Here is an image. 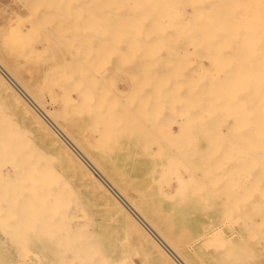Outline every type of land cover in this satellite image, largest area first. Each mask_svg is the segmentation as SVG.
<instances>
[{
  "label": "bare ground",
  "instance_id": "bare-ground-1",
  "mask_svg": "<svg viewBox=\"0 0 264 264\" xmlns=\"http://www.w3.org/2000/svg\"><path fill=\"white\" fill-rule=\"evenodd\" d=\"M48 1V0H47ZM53 2V4H51L52 6H54L55 5V7L57 6V4H55V1H57V0H49V5H50V3H52ZM60 1V0H59ZM63 2H67V1H69V0H62ZM71 1L72 0H70V2H68L67 3V6L68 7H75L74 5H72V6H69V5H71L72 3H71ZM75 0H73V2H74ZM87 1V2H86ZM84 0V5H82L83 4V0H82V2L81 1H77V2H79V3H81V5H82V7L84 6V8H85V4L87 3V6H89L88 7V9L87 8H85L86 10H88V11H86L85 12V14L84 13H82V16H84V20L87 18L88 20H90V21H92L91 23H94L95 21H93L92 19H96V17H99V18H97L98 20L100 19V21H101V23H102V20H103V16H104V14L105 13H103V7L104 6H106V5H108V6H110L111 4L114 6H110V10L108 9V8H106V7H104L105 8V10H109L110 12H111V15H114L113 14V12H112V10H113V8H115V10L116 11H118V13H116L115 12V16H112V17H114V18H110V19H112L114 22H116L117 23V27H116V29H115V26H116V23L114 24V22H112V20H108L109 19V17H108V15H110L109 13H108V15L106 14V16L108 17H106L105 16V18H107V19H105L104 18V20H103V22H104V25H106V26H112L111 28H106V30H108V31H106L108 34H110V32H111V35L113 36H111V35H109V37H107L108 36V34L107 35H105V30L103 31L104 32V35H105V37H107V39H109V41L111 42L112 40L113 41H115V44H113V42H111L112 44H108V45H106L107 43L106 42H108V40H106V42L104 41V37H103V35L101 36L100 34V36L102 37H100L99 35H97L96 34V32H99L98 30L101 28L100 26L102 25H98L97 24V26H99L100 28L98 29V27H97V31H94V30H96V29H94V27H95V25H94V27L92 28V24H90V22L86 19L85 21H88V22H85V23H89L88 25H85L84 24V21L81 23V24H83V26L85 27H90V29L92 28V29H94L92 32H95V34L94 33H91L89 30H87L86 31V29H85V33L87 34L88 33V35L91 33V35L93 34L94 36H97V37H99L98 39H97V37H86L87 35H85V33H83V30L82 29H80V32H79V28L78 27H76V28H78L77 29V31H74L73 29H70L71 28V25H73V24H71V25H69V23H70V21H69V23L67 24V25H65L66 26V29L65 30H70V31H65V30H63V28H60V27H57V29L56 28H54V27H52V30H51V34H52V36H53V34H54V37H55V39H56V36L57 37H59V36H63V38H61V39H63V41H66L68 44L70 43V42H68V39L69 40H71V44L70 45H66V47H69V48H66L67 50H69V49H71V51H67L68 53H69V55L70 54H72V53H74V56H75V54H76V51H77V53L79 54V56H81L82 54H83V52H84V54L82 55L83 56V59H81V63L82 62H84L85 60V63H84V65L83 64H81L80 63V58H82V56L79 58V60L77 61L76 59H75V57H77L78 56V54L74 57L73 56V54L72 55H70V56H72V57H74L73 59H72V57H71V61L73 60H75L74 61V63L75 64H77V68H78V72L76 71V74H78V76L80 77V76H82V74L84 75V73H86V72H90V69H85V68H87V67H89V68H91V71H94L93 70V68H92V66H89V63H91V59L95 56L96 57V60L97 61H99V59H100V61L101 62H103L104 60H106V62H105V64H104V62L102 63V64H104V65H101L100 64V62L98 63V64H100V68H99V70L101 71V68H104V67H106L107 66V64H108V62H107V59H104V54L103 53H106V56L107 57H105V58H108V56L110 57V55H108V54H111L109 51L111 50H109V51H107L106 49L107 48H110V46H114V45H117V46H114V47H116V51L114 50V52H116L115 54H116V61H115V65H113V64H109L110 66H108L107 68H108V70L109 69H111L113 66V69H114V72H113V70H112V72L115 74L114 76H116V79H117V81H118V83L116 84V87H115V93H116V99H115V96H114V98L113 97H110V98H113V99H115V100H113V101H116V102H114L115 103V106H113V107H115L113 110L115 111H111V113H113L114 112V114H111V113H109V114H111V116L112 115H114V117L112 118L113 120H111L110 118V115H108V112H107V115L110 117L109 119H110V123H114L115 125H116V127H115V129L116 130H118L119 132H120V130H119V128L117 127L118 125L119 126H121L120 128L121 129H125L124 131L126 132H124L125 133V136L123 135V137H126L127 135L126 134H128L129 132H128V130L130 131H132L133 133H136L137 131L139 132V131H141V132H139V135L142 133V132H145V133H143V137L145 136V135H147V138H148V135H149V139H151V134H153L155 131L156 132H159L160 131V129H161V131L160 132H164L163 134H165L167 131H168V127L171 125V123H170V125L168 124V127H167V124H164V122L166 123L167 121L165 120V121H163L164 119L162 118V117H164V116H166L167 114H170V115H178V116H176V117H178V118H176L175 116H174V118L172 117H170L171 118V121H173L172 119H176L175 121H174V123H172V125H176L178 128V130L177 131H174V129H172V128H170L169 129V131H168V133L165 135V136H161V134H160V132L158 133L159 134V136H158V138H160V139H163V140H165L166 139V141H169V139L171 140L170 142H163L164 144H166V145H168V143H170V145L172 144V142H174L175 144H178L179 146H177V147H175L174 145H173V148L171 147L170 149H168V151L169 150H172L171 152L172 153H174V154H177V157H175V158H177V159H180V158H182L181 156L183 155L184 157L186 156V155H188V156H186V158H185V160L188 158V157H190L192 154L191 153H193V154H195L198 150H197V148L196 147H193L192 145H194V143H192L190 140L192 139V140H194L195 138H193V135L194 134H199V133H201L202 132V128H205L206 126L208 127V126H211L210 127V129H209V127L208 128H206V130H207V132L206 131H204L203 130V132H204V135L202 136V137H206L207 136V140L209 141V142H207V144L209 145V147L207 146V150L208 149H210L211 148V150H209L210 152H213V150H214V154L216 155L217 154V156L219 157L220 155L222 156H220L219 158H217L216 156H214V154L213 155H210V154H212V153H209L206 157H208V160H210V162L212 161L211 159L214 157V159L215 158H217V159H219V160H222V158H223V161L221 162V164L223 163H225L226 164V161H228L227 163L228 164H226L227 166H225L226 167V169H229V171H231L230 172V174L232 175H229V171H227L226 172V170H224L225 171V175L223 176V174L221 173V172H219L220 170L222 171V168H223V164L222 165H220V161L218 160V161H215V160H213L214 162H215V164H214V162H213V164H210V165H213L212 167H209L207 164H205L206 166H204L205 167V173H203V174H206L207 176L208 175H210V176H208V177H210V179L208 178L207 180H208V182L211 184L209 187H211L212 188V191H213V189L215 190V191H213V193L215 194V195H217V197L218 196H222L223 197V195H224V200L223 199H221L222 200V202L224 203V204H229V205H232L233 206V204L235 205L234 206V208L233 207H231V208H233L234 210H233V212L236 210V212L239 210V209H236V208H238V207H240V206H242L243 205V203H242V205L241 204H239V202L238 201H240V200H242V199H244V198H242L243 197V194H242V192H244V195L245 194H247V195H245V197L247 198V196H248V198H254V196L256 197L257 195H256V193H255V190H257V191H260V189H257L256 187H258V188H260L261 187V189H262V187L264 188V65L262 64V66H260V64H258L259 62H264V60H262V59H264L263 57H264V38L260 41L261 43V46H254L253 47V45L255 44V42H254V40L256 39H254V36H259V34H257V32H255V31H258V30H256V27H251V29L253 28L254 29V32H252L251 31V34H250V32H247L245 29H247V28H245L244 29V27H243V29L245 30V31H242V30H240L239 29V26H241V23H240V25L239 24H237V22H236V18L234 17V16H236V11L238 10V6L239 5H241L242 4V1H241V3L240 4H238V5H236L235 6V4H233V3H231V2H229L230 4H232L231 6H232V8H233V5L235 6V7H237V8H235L236 9V11H234L235 13H234V16L232 17V15L231 14H233V12H228L227 11V8L230 6H228V4L226 3V5H227V8H224L226 11H225V13L227 14L228 13V15H229V13H230V15H229V19H225V18H223L222 20H224L225 22H223V24L221 23L222 22V20H220L221 22H220V24H221V26L223 27H221V26H217V24L219 25V22H217V20H219L218 18H220L221 19V17L220 16H222V15H220V14H216V13H214L216 16H214V14L213 13H211L212 11L210 10H208V9H210V8H208L207 6H205V4H203L204 6L203 7H201L200 6V1L201 0H199V3H198V5L197 6H195V5H193V4H188V3H185V2H192V0H122V2H121V0ZM95 1H97V2H101V4H98L97 5V3L96 4H94V3H92V2H95ZM116 1V2H115ZM120 3H119V2ZM196 2L195 3H197V0H195ZM204 0H202V2H203ZM206 1V0H205ZM217 1V0H216ZM219 1V0H218ZM225 1V0H224ZM231 1V0H230ZM245 1V0H244ZM257 1V4H259V5H261V4H264V1H261V0H259V2H258V0H250L249 2H252V4L249 6L248 5V2L246 1L245 3H243L242 5L243 6H245L246 8V10L247 11H249V7H251V9H250V11H254V8H255V2ZM28 1L26 0V4L27 5H30V4H28L27 3ZM30 2V1H29ZM89 2V3H88ZM105 2H106V5H104L105 4ZM108 2L110 3V4H108ZM118 2V3H117ZM207 2V1H206ZM210 2V1H209ZM234 2V1H233ZM238 3H239V1H237ZM34 2H31V4H33ZM62 3V2H61ZM94 4V6H92L91 5V7L92 8H96L95 9V13H94V11H92L93 12V14H92V12L90 11V10H93L91 7H90V4ZM117 3V4H116ZM121 3H123L124 5H122ZM128 3V5L129 4H131V5H126ZM216 3V2H215ZM214 3V4H215ZM235 3V2H234ZM24 4V3H23ZM39 4V3H38ZM60 4V3H59ZM69 4V5H68ZM76 4V3H75ZM89 4V5H88ZM114 4H116V5H114ZM119 4V5H118ZM183 4H184V7H185V12H186V14L188 15V17H189V19H186L185 18V20H184V23H182V20H181V24H180V28L182 27V31H181V33L184 31V27L185 26H187V25H189L190 27V29L188 28V27H186V28H188L189 30V36L187 37V38H190V36L192 37V35H201L202 34V37H203V33H204V36L208 33V31H209V29H207V25H205L206 27H203L202 28V26L204 25V22H203V19L201 18V16L205 13V15L206 16H209L210 14L208 13V15L206 14L207 13V10L211 13V15L213 14V18H214V21L211 23V25H212V27L211 28H213V27H218V29L221 27L222 28V30L224 29L226 32H227V35H229L228 37H232L233 38V36L235 37L233 40H235L236 39V42L235 41H233L232 39H230V38H228L227 39V43H225V44H223L222 46H225V45H227V46H225L224 48L225 49H223V50H220V49H222V48H220L219 50L218 49H215V48H219V47H221L220 46V43H219V46H217L215 43H214V40H216V38L213 40H211L210 41V43L212 42L213 44H215L216 46L214 47V46H210V47H208V46H198L197 44H199V42H198V40H197V43H196V45L197 46H195L194 45V42L193 41H195V40H191L190 39V41H191V44L189 43V45L188 46H190V49H192L193 50V53H191L190 51H188V54H189V56H188V54H186L187 55V58H188V60H187V58L186 59H184L183 57V59L181 60L180 59V57L179 58H177L176 59V62H177V64L174 62V60H175V58L173 59V57H171V58H169L168 59V56L166 55V54H164V56L166 57V60H165V57L163 56V57H159V54L161 53V52H158V51H156V50H159V51H161V50H168L167 52H169L171 55L173 54L174 55V53L172 52V50L175 52V51H186V50H188V49H186L188 46H186L185 47V45H183V46H180V47H177V48H173V47H171L172 45L171 44H169L170 43V35H168L169 36V41L167 40L166 42H169L168 43V46L169 45H171L170 47H165V43L166 42H164L163 41V44H161L162 45V48H160L161 47V45H159L158 47V49L156 48V46H155V44H154V42L152 41V40H150V39H153V38H151L152 36L154 37L156 34V32H158V31H156V32H154L153 34H152V32L154 31V29L155 30H157V29H159V32H161V30H160V28H165L166 29V27L168 28V29H170V27H168L167 25H166V27H164L163 25H159L158 27L156 26V25H153V22H152V24L151 23H149V25H153L154 27L156 26L157 28H154L153 26H146V24H148L147 23V21H144V19H146V20H148L150 17L153 19L154 17H153V13H155V12H157V14L156 15H158V16H156V17H159L158 19H157V25H158V23L160 22V23H162V21H160V19H162V18H160V16H161V14H160V16H159V12L160 13H163L164 12V10H168V9H174L175 8V10H176V7H179V6H183ZM186 4V5H185ZM202 4V3H201ZM246 4V5H245ZM254 4V5H253ZM25 5V4H24ZM26 5V6H27ZM51 5L48 7V8H50L48 11H50V13H52V15H55V12L53 13V11H55V7H53L54 9H53V11H52V7H51ZM100 6L99 8L101 9V7H102V10H98V12H102V14H103V16H102V14H101V12L100 13H98V14H100L99 16H95V14L97 13L96 11H97V6ZM117 5H118V7H117ZM127 7H126V6ZM187 5H191L190 7V10L189 9H186L187 7H189V6H187ZM207 5V4H206ZM223 5H225L224 3H223ZM25 6V7H26ZM30 6H32V5H30ZM48 6V5H47ZM65 6V5H64ZM67 6H65V8L67 7ZM123 6H125L126 7V9L128 10L129 9V11L126 13V9L123 7ZM220 6V3H219V5L217 6V7H219ZM34 7H35V5H34ZM34 7H32L31 9H33ZM38 7V6H37ZM58 7H60L59 9H64L63 8V5H58L57 7H56V11H57V8ZM67 7V8H68ZM139 9H138V8ZM144 7H146V8H144ZM184 7H183V9H184ZM208 9H207V8ZM216 7V6H215ZM222 7V6H221ZM257 7V6H256ZM47 8V7H46ZM47 8V9H48ZM66 8V12H68L67 10H69V8L67 9ZM70 8V9H71ZM84 8H83V10H84ZM118 8H120V9H118ZM137 8V10H135ZM229 8H231V7H229ZM241 8V9H240ZM242 8H244V7H242V6H239V11L240 10H242ZM253 8V9H252ZM259 8H260V6H259ZM42 9V8H41ZM61 9V10H62ZM122 9V10H121ZM154 11H153V10ZM37 10H38V8H37ZM44 10V9H43ZM65 10V9H64ZM64 10H62L63 12H64ZM76 10H77V12H81V11H83L82 9L80 10H78V8H76ZM121 10V11H120ZM124 10H126L125 12H124ZM222 11V9L220 8V10L219 9H215V8H213V11ZM31 11V10H30ZM61 11V12H62ZM90 11V12H89ZM109 11H106V12H109ZM177 11H178V8H177ZM246 11V12H247ZM262 11V12H261ZM264 8H263V10H258V12H261L262 13V18H264ZM40 12V11H39ZM58 12H60V11H58ZM75 10H74V13H77ZM80 12H79V15H76V16H80L81 14H80ZM89 12V13H88ZM120 12V13H119ZM124 12V13H123ZM133 12V13H132ZM149 12V16H148V14H145V13H148ZM166 12V11H165ZM171 12V10L169 11L168 10V13H170ZM224 12V11H223ZM246 12H244V10H243V13L245 14V16L247 15H249V17L251 16L252 17V15H250L249 13L247 14ZM31 13H33V12H31ZM49 13V12H48ZM47 13V14H48ZM49 13V14H50ZM57 13V12H56ZM65 13V12H64ZM68 13H70V12H68ZM68 13L67 14H64L63 15V13H58V15H60L61 16V14H62V16H67V17H69V15H68ZM73 13V12H72ZM86 13H88V14H92L91 16H90V18L88 17V15L86 16ZM177 13H179V12H177ZM177 13H176V15H177ZM181 13H184V12H181ZM219 13H221V14H224V13H222V12H219ZM41 14V13H40ZM46 14V13H45ZM84 14V15H83ZM98 14H96V15H98ZM123 14L125 15L124 17H123ZM132 15V17L130 18V16ZM144 14V15H143ZM151 14V15H150ZM166 13H164V15H165ZM256 14V13H255ZM255 14H253V15H255ZM259 14V13H258ZM258 14H256L255 16H257ZM37 15V14H36ZM39 15V14H38ZM52 15L50 16V15H48V17H52ZM70 15H71V13H70ZM138 15H139V17L142 15V17H140L139 19H141V21L138 19ZM163 15V14H162ZM174 15V14H173ZM173 15H172V17H173ZM205 15H204V17H205ZM210 15V16H211ZM220 15V16H219ZM239 15H240V18H239ZM92 16H93V18H92ZM95 16V17H94ZM122 16V17H121ZM155 16V15H154ZM167 16V15H166ZM169 17H171V15H168ZM179 16H182V15H179ZM209 16V17H210ZM224 16H225V14H224ZM224 16H222V17H224ZM241 14H239L238 13V18L239 19H241ZM244 16V15H243ZM244 16V17H245ZM254 16V17H255ZM34 17H36V16H34ZM42 17V16H41ZM54 17L55 16H53L52 17V19H54ZM56 17H57V15H56ZM70 17H72V16H70ZM145 17H147V18H145ZM163 17V16H162ZM171 17V18H172ZM184 17V16H183ZM182 17V18H183ZM203 17V16H202ZM209 17H205V19H206V22L208 21H211V19H209V20H207ZM215 17H216V19H215ZM237 17V16H236ZM243 17V21H241V20H237L238 21V23L241 21V22H244V18ZM19 18V17H18ZM40 18V17H39ZM50 18H49V21L48 22H50L51 23V20H50ZM57 18H60V17H57ZM56 18V19H57ZM151 18L149 19L150 21H151ZM176 18V17H175ZM174 18V19H175ZM180 18V17H179ZM182 18H180V19H182ZM211 18V17H210ZM212 18V19H213ZM28 19H30V18H28ZM34 19V18H33ZM36 19H37V17H36ZM61 19V18H60ZM76 19V18H75ZM78 19V18H77ZM96 19V20H97ZM116 21H115V20ZM122 19H124L125 20V22L127 23V21L128 20H130L131 21V24H130V22H128L127 24L129 25H131L133 28H132V30H130L129 29V26L124 22V20H122ZM167 19H169L168 17H167ZM180 19H179V21H180ZM260 18H258V20H259ZM65 20V19H64ZM67 20V19H66ZM97 20V22L99 23V21ZM105 20H108L109 22H110V24L111 25H109V23H105L106 21ZM154 21L156 20V19H153ZM163 21H164V18L162 19ZM172 20H173V18H172ZM176 20H177V18H176ZM228 20H231V21H229V22H231V24L228 22ZM247 20H250V18H247ZM246 20V23H248V21ZM252 20V19H251ZM39 21V20H38ZM53 21H55V20H53ZM52 21V23H54ZM82 21V20H81ZM107 21V22H108ZM132 21H134V22H132ZM143 21V22H142ZM169 21V20H168ZM168 21H167V24L169 25V23H168ZM171 21V20H170ZM254 21H257V20H255L254 19ZM26 22V21H25ZM43 22V21H42ZM47 22V21H46ZM73 22H75V20L73 21ZM97 22H95V23H97ZM121 22H123V23H125L126 25H127V27H122V25H123V23H122V25H121ZM136 22V23H135ZM139 22V23H138ZM202 22H203V24H202ZM250 22V21H249ZM17 23V22H16ZM27 23V22H26ZM60 23H62L63 24V22H61L60 21ZM75 23H77V24H79L78 23V21L77 22H75ZM112 23L114 24V25H112ZM132 23H134L135 24V26H134V24L132 25ZM165 23V22H164ZM257 22H255V24H256ZM43 24V23H42ZM46 24V23H45ZM48 24V23H47ZM66 24V23H65ZM81 24H79V27H80V25ZM139 24V26H137ZM145 24V25H144ZM163 24V23H162ZM174 24V23H173ZM173 24H171V26L173 25ZM191 24H195V26L194 27H192L191 28ZM228 24H230V25H228ZM249 24V23H248ZM252 25H253V23H251ZM259 24V25H258ZM258 24H256V25H258V26H260V27H264V19H260V21H259V23ZM32 25V24H31ZM54 25V24H53ZM68 25L70 26V27H68ZM91 25V26H90ZM165 25V24H164ZM182 25V26H181ZM211 25H209V26H211ZM226 25V26H225ZM229 26V28H228V26ZM255 25V26H256ZM18 26V25H17ZM39 26V25H38ZM45 26V25H44ZM47 26V25H46ZM49 26V25H48ZM51 26H52V24H51ZM74 27L75 26H77V25H73ZM82 25H81V28L83 27ZM105 26V27H106ZM123 26H125V25H123ZM170 26V25H169ZM176 26V25H175ZM224 26H225V28H224ZM250 26V25H249ZM11 27V26H10ZM9 27V28H10ZM14 26H12V28H11V30H13L14 28H13ZM23 27V26H22ZM42 27V26H41ZM50 27V26H49ZM88 27V28H89ZM105 27L104 26H102V29L104 28L105 29ZM114 27V28H113ZM173 27V26H172ZM216 27V28H217ZM75 28V29H76ZM96 28V27H95ZM115 30V31H113V29ZM129 30H128V29ZM174 28V27H173ZM209 28V27H208ZM257 28H259V27H257ZM59 29H62V30H59ZM168 29H166V30H168ZM177 29H179V28H177ZM195 29H196V31H195ZM218 29H217V31H218ZM10 30V31H11ZM15 30H17L16 28H15ZM15 30H13L12 31V33L13 32H21L22 33V30H20V31H15ZM49 30V29H48ZM55 30H57L58 32H56ZM101 30V29H100ZM186 31H187V29H185ZM206 30H208V31H206ZM249 30V29H248ZM261 30H263L264 31V29H261ZM38 31V30H37ZM45 31H47V30H45ZM44 31V32H45ZM61 31H62V34H61ZM71 31H74V32H72V36L74 37H72V36H70V33H71ZM81 31H82V33H81ZM162 31L164 32L165 30L164 29H162ZM178 31V30H177ZM186 31H184L183 33H185ZM188 31H187V33H188ZM194 31H195V34H194ZM215 31V29L213 30V29H210V32H214ZM219 31H221V29L219 30ZM4 32V31H3ZM2 32V33H3ZM34 32H35V30H34ZM41 32V31H40ZM53 32V33H52ZM63 32H65L64 34H65V36L66 35H68L69 34V36H64V34H63ZM112 32H114V33H112ZM162 32V33H163ZM192 32H193V34H192ZM216 32V31H215ZM226 32H224V34H223V36L224 35H226ZM229 32H231V33H233V34H230ZM259 32H260V29H259ZM20 33V37H22L24 34H26L27 35V33L26 32H24V34H21ZM37 33V32H36ZM59 33H60V35H59ZM99 33H102V31L101 32H99ZM166 33V32H165ZM179 33V32H178ZM219 33V32H218ZM254 33H256L257 35H254ZM264 33V32H263ZM14 34V33H13ZM16 34V33H15ZM19 34V33H18ZM59 36H58V35ZM78 34V35H77ZM79 34H80V37H79ZM84 34V36L85 37H82V35ZM155 34V35H154ZM180 34V33H179ZM178 34V35H179ZM192 34V35H191ZM216 34V33H215ZM12 35V34H11ZM25 35V36H26ZM36 35V34H35ZM38 35V34H37ZM36 35V36H37ZM92 35V36H93ZM128 35V36H127ZM159 35H161L160 33H159ZM187 35V34H186ZM210 35H211V33H210ZM212 35L214 36V34L212 33ZM226 35V36H227ZM253 35V36H252ZM260 35H263V34H260ZM16 36H17V34H16ZM28 36V35H27ZM32 36V35H31ZM61 36V37H62ZM168 36H167V38H168ZM176 36V35H175ZM184 36V35H183ZM207 36V35H206ZM205 36V37H206ZM216 37H218L219 38V36L218 35H215ZM221 36V35H220ZM6 37V36H5ZM13 37V36H12ZM11 37V40H13L14 38H12ZM15 37V36H14ZM17 37H19V36H17ZM16 37V38H17ZM19 37V38H20ZM39 37V36H38ZM37 37V38H38ZM53 37V38H54ZM70 37V38H69ZM112 37V38H111ZM126 37H128V38H126ZM157 37V36H156ZM160 37V36H159ZM163 37V36H162ZM177 38L178 37H180V36H176ZM262 37H264V35L262 36ZM28 38V37H27ZM36 38V37H35ZM41 38V37H40ZM65 38H67V39H65ZM73 38V39H72ZM83 38H85V40L83 39ZM88 38V39H87ZM94 38V39H93ZM96 38V39H95ZM100 38H101V41H100ZM104 38V39H103ZM114 38H115V40H114ZM165 38V37H164ZM172 38V37H171ZM184 38H185V36H184ZM194 38H197L196 36L194 37ZM200 38V40H201V37H199ZM204 38V37H203ZM208 38V37H207ZM221 38V37H220ZM25 39V38H24ZM31 39H33V36H32V38ZM159 39V38H158ZM161 39V38H160ZM159 39V40H160ZM166 39V38H165ZM176 39V38H175ZM174 39V40H175ZM181 39V38H180ZM186 39V38H185ZM198 39V38H197ZM206 39V38H205ZM222 39H224V37L222 38ZM221 39V40H222ZM253 39V40H252ZM258 39L259 38H257V42H258ZM7 40V39H6ZM5 39H3V41H6ZM10 40V38L8 39V41ZM18 40H20V39H18ZM18 40H16L17 42H18ZM22 40V39H21ZM28 40H30V37L28 38ZM35 40V39H34ZM34 40H30L31 42H30V44L32 43H34L35 41ZM38 41V44H39V42L40 41H47V39L45 40V39H40V41H39V38L37 39ZM56 40H58V38L56 39ZM73 40H74V42L76 43V44H80L79 46L77 45V47H74V48H70V47H72L73 45H76L74 42H73ZM77 42H76V41ZM84 40V43H82V41ZM90 40H91V42L93 41V42H95L96 41V43L97 42H104L102 45H101V43L99 42V43H97V44H93L92 45V47L91 46H89L88 47V44L90 43L91 44V42H90ZM99 40V41H98ZM153 40H155V39H153ZM158 40V41H159ZM162 40H164V39H162ZM172 40V39H171ZM174 40H172L171 42H174ZM187 40V39H186ZM218 40V39H217ZM7 41V42H8ZM14 41V40H13ZM24 41V40H23ZM23 41L22 42H20L21 44L23 43ZM33 41V42H32ZM59 42L60 41H62V40H58ZM62 41V42H63ZM81 41V43H79ZM176 41H178L177 39H176ZM188 41V40H187ZM250 41H252L254 44H252V47L250 46V44L251 43H249ZM1 42V41H0ZM15 42V41H14ZM14 42H12V43H14ZM25 42V41H24ZM26 42L27 43H29V41H27V39H26ZM36 42V43H37ZM44 42V43H45ZM57 42V41H56ZM151 42H153V44H154V46H153V44L151 43ZM156 42V41H155ZM161 42V41H160ZM207 42H208V40H207ZM220 42H225V39H224V41L222 40V41H220ZM229 42H232V44H229ZM6 43V42H5ZM9 43V44H8ZM7 44L8 45H10L11 43H10V41L8 42ZM16 43V42H15ZM15 43L13 44V45H15ZM19 43V42H18ZM47 43V42H46ZM61 43V42H60ZM63 43H65V42H63ZM73 43V44H72ZM122 43H123V45H125V46H129L128 48H126L125 47V49H123L124 47L122 46ZM150 43H151V45L152 46H150ZM162 43V42H161ZM205 43V45L206 44H209V42L208 43H206V42H204ZM24 44V43H23ZM31 44V45H32ZM35 44V43H34ZM42 43H40V45H41ZM158 44H160V43H158ZM177 44H179V43H177ZM184 44V43H183ZM249 45V46H246V45ZM5 45V44H4ZM20 45V44H19ZM19 45L17 46V43H16V45H15V47L16 48H18L19 47ZM101 45V46H100ZM108 46L107 48H105V50H106V52H102L103 50H102V46ZM122 47H121V46ZM135 46V48L134 47H132V49H131V46ZM145 45V46H144ZM157 45V44H156ZM164 45V46H163ZM180 45V44H179ZM186 45H187V43H186ZM201 45V44H200ZM229 45H230V47H229ZM233 47H232V46ZM257 45V44H256ZM259 45V44H258ZM7 46V45H6ZM21 46V45H20ZM24 46V45H23ZM26 46H29V45H27L26 44ZM33 46V45H32ZM35 46V45H34ZM81 46L82 47H84V49L83 48H81ZM85 46H87V48H85ZM95 46V47H94ZM100 46V47H99ZM112 46V47H113ZM137 46H138V48H139V46H144L143 48L142 47H140V50L137 52V50H135V49H138L137 48ZM11 45L9 46V50L10 51H13L11 48ZM15 47H14V49H15ZM30 47V46H29ZM94 47V48H93ZM214 48L215 50H213L212 48ZM228 47V48H227ZM23 48H25V47H23ZM31 48V49H30ZM30 48H28V49H30V50H32V47H30ZM42 48V47H41ZM48 48V47H47ZM75 48H76V50H75ZM91 48H92V50H91ZM96 48H98V49H96ZM100 48H101V50H100ZM171 48V49H170ZM204 48V49H203ZM205 48H206V50H205ZM207 48H208V50H207ZM227 48V49H226ZM73 49V50H72ZM86 49H88V50H86ZM94 49V50H93ZM96 49V50H95ZM127 49V50H126ZM197 49H199V51H201V50H203V52H201V55H200V53H196L197 52ZM209 49L210 50H212V51H210L209 52ZM6 50V49H5ZM26 50H27V48H26ZM30 50H27V52H28V55H27V57H31V55L32 54H30V53H32L33 52V54H36L35 53V51H39V50H35V51H30ZM78 50H80V51H78ZM81 50H83V51H81ZM85 50L88 52H85ZM104 50V51H105ZM124 50H126V52L124 51ZM129 50V51H128ZM170 50V51H169ZM196 50V51H195ZM1 51H2V48H1V46H0V159H3V161H4V159H6L7 158V162L6 163H4V165L2 166V168H1V163H0V233H2V232H5V233H7L8 234V236L10 237V239H7V240H3V238H1L0 237V264H134L133 262H131L130 260V262L128 261V257H129V255L131 254L132 255V253H133V255L135 254H137V253H134V252H132V251H130V249L127 251V252H129V255H127L128 253H126V256H127V258L123 255V253L120 251V249H119V247L116 245V244H114L113 243V239H111V237L110 236H104L102 233H100V232H98V231H96V226H97V222H96V220L94 219V217L91 215V213L89 212V211H87L86 209H84V206L82 205L83 204V200L81 199V195H80V189L81 188H87V189H90V190H95V191H98V192H100V195H101V197L103 198V199H105V202H106V204H108L111 208H113L114 209V215H113V220L116 222V224H118L120 227H122L128 234H130V235H132L138 242H140L141 243V245L145 248V252H146V254L149 256V257H151V259H152V261L151 262H149V263H147V257H146V259H143V260H145L146 262V264H198L197 262H196V260H195V258H194V252H196V248L199 246V245H201V244H204V245H206V246H208V244L207 243H210V242H213V241H215L216 239H218V237L220 238V236H222L223 235V232H221V230H219V228L218 229H214V227H212L211 228V230L209 231V232H207V233H205V234H202V235H200V236H198L197 238H195L194 237V235H195V226H193L189 221H188V217H189V213H188V210H190V207H187L186 205L187 204H189L191 201L190 200H183V199H180L179 198V191L181 190V188L179 189V186H182L184 183V179H182V181H180L181 179H180V177H179V175H181V178H183L182 176V174H177V177L180 179H177V177H176V181H175V183L176 184H178V189H179V191H177V190H175V191H177V193L174 191V192H172V193H170V194H166L165 193V195H163L164 194V192H163V190H161V189H164V186H163V184H161V182H160V180L158 181L157 180V185H158V183H159V185H158V187L160 186H162V188H158V189H160V190H158L159 191V196H163L164 197V199H165V203H167V205H168V209H163V208H161V207H159L158 206V204H159V202H160V200H153V199H150V198H146V197H140V198H136V197H134V194L132 195V193L131 192H133V191H135L134 190V188H133V184L130 182V181H128V177H126L125 175H124V173L119 169V168H117V167H112V166H109L108 164H107V161L105 162V161H103L102 159H100L99 158V156L98 155H100V154H98V152H100V153H102L103 151H102V149L103 150H110V149H108V148H110L112 145L110 144V143H106L105 141L104 142H99L98 140L96 141V139H98V137L100 138V137H102L103 135L102 134H100V135H98V137L97 138H92V137H90L89 139H87L90 135H88L87 137L85 136V135H83V133H82V135H80V129L77 127V123H75V121H74V119H72L71 117H70V115H69V111H70V109L68 110V112H65V110H66V105H64L65 106V110H64V108L62 109V107L60 108V109H62V110H64V111H60V110H57V108H56V106H54V104L53 105H51L50 104V106H53L52 107V109H54V110H52V109H49V105H48V103H46L45 102V98H47V97H45L44 98V96L46 95H44V89L42 88V86L43 85H46V86H48L50 89L49 90H51L52 88H54V86L57 84V83H59V87H61V89H62V83H64V85H65V83L67 84V86L68 87H70V84H72L71 83V81H72V79H77V76L75 77V76H73V77H70L69 76V74H71L72 72H73V74L75 73L74 71H70L69 70V73L66 71H59L60 72V74H57V73H59L58 72V70H60L59 68L57 69V67L55 68V66L53 67V68H55V69H51V72L49 71H47L46 73H54L55 72V75L53 76V74H50V76L47 78V77H45V76H42V77H45V78H47V81H43V84L42 85H39V80H41L42 79V77H41V74L40 73H38V74H35V73H31L30 74V76L28 77V78H26V79H21V77H19L20 75H18L19 74V71H20V63H22V62H20L19 64L17 63V62H15V60H10V58H11V56H10V58H9V60L7 59H4V57L3 56H1ZM7 51H8V49H7ZM7 51H6V53H7ZM29 51H30V53H29ZM90 51L92 52V53H90ZM94 51H96V55H95V53L93 54V52ZM156 51V52H155ZM198 51V52H199ZM219 51L221 52V51H226L225 53H228V51H229V53H228V55H226V57H225V53L223 54L222 53V57L224 56V59H222V57L220 58H218V57H216L217 58V60H216V58L214 57L216 54H218L219 53ZM250 52L251 54H252V52L251 51H253V52H255L258 56H256L257 57V59L259 58V55H263L262 56V58L261 59H259V61H256L257 59H256V57L254 58V56H253V59H256V60H252V62L253 61H255V62H253L254 63V65L255 66H257L256 68H258V70L256 71L255 69V67L251 64V62H249L250 63V66L252 65L255 69L254 70H252V71H250L249 70V68L250 67H248V66H245L244 67V62H248L249 60H248V58H250V56H248L249 55V53L248 52ZM17 52V53H16ZM16 52H14L15 54H16V57H15V55L13 56L15 59L17 58V57H19V56H21V57H24V59H28V58H26L25 56H26V54H27V52L25 53V52H23V53H25L24 55L25 56H23V53L21 52V54L19 55L18 54V51H16ZM80 52V53H79ZM99 52H100V54H99ZM128 52H130V53H128ZM207 52V53H206ZM215 52H216V54H215ZM10 52H8V54H9ZM85 53H87V55L85 54ZM91 55H90V54ZM101 56L102 54V56L100 57H98V54ZM102 53V54H101ZM166 53V52H165ZM187 53V52H186ZM197 54V57L200 55V56H202V53H203V55L205 56V57H207L208 58V60H212V59H214L215 58V60L216 61H214V63H213V61H212V63H211V67H214L215 66V68H216V70L218 69H222V67H224L222 70H220V72H217V73H215L216 71H214V72H210V73H208L209 74V76H211L212 77V79H210V78H208V76H206V74H207V72H209V71H206V74H204L205 75V77L204 76H202V74H200L199 73V71L201 72H203V71H205L204 70V68L203 69H201V68H199L200 67V65L199 66H197L198 64H195L194 62L195 61H192L191 63H190V61L189 60H191V57H190V55H193V56H195L196 57V55H194V54ZM208 53H210V54H208ZM213 55H212V54ZM246 53V54H245ZM7 54V55H8ZM11 54H13V53H11ZM89 54V55H88ZM230 54V55H229ZM232 54V55H231ZM233 54H234V56H233ZM37 55V54H36ZM43 55V54H42ZM84 55H86L87 57L85 58V60H84ZM113 55H114V53H113ZM177 55V57H178V55L179 54H176ZM209 55V56H208ZM212 55V56H211ZM218 55H221V53H219ZM237 55V56H236ZM63 56V55H62ZM88 56H89V60L87 59L88 58ZM90 56H92V57H90ZM160 56H162V54L160 55ZM203 56V57H204ZM240 56V57H239ZM246 56V57H245ZM103 57V58H102ZM111 57H113V58H115V56H111ZM175 57V56H174ZM189 57H190V59H189ZM202 57V58H203ZM209 57H211V59L209 58ZM213 57V58H212ZM227 57L231 60V61H233L232 62V64H231V61H229V63H228V60L229 59H227ZM234 57V58H233ZM248 57V58H247ZM34 58H38V57H35L34 56ZM103 59V61H102V59ZM111 59V62L110 63H113L114 62V59ZM162 58H163V61H162ZM237 58V60H233V59H236ZM238 58L239 59H241V58H243V60L241 59V61L240 60H238ZM244 58L246 59L247 58V60L248 61H246V60H244ZM222 59V60H221ZM251 59V58H250ZM18 60H20V59H18ZM25 60V61H26ZM31 60V59H30ZM88 60V61H87ZM94 61V58L92 59V64H93V66L94 67H96L97 66V64H96V62L97 61ZM160 60V61H159ZM183 60L186 62H188L189 61V64L186 62V64H188V65H185V62H183ZM194 60V59H193ZM227 60V61H226ZM262 60V61H261ZM65 61L66 60H64V63H65ZM77 61V62H76ZM108 61H110V60H108ZM113 61V62H112ZM201 61H202V59H201ZM221 61H223V62H227V64L225 65V64H219L218 62H221ZM235 61H237L239 64H241L242 63V65H240L241 67L243 66L244 67V69H243V67L241 68L242 70H240V68H239V64L237 63V62H235ZM243 61V62H242ZM70 62V61H69ZM158 62H161L162 64L159 66L158 65ZM179 62V63H178ZM222 62V63H223ZM256 62H258V63H256ZM29 63V62H28ZM71 63V62H70ZM70 63H66V65L64 64V65H62L63 66V68L60 66V68H62V69H68V67L71 69L72 67L71 66H73V64H71V65H68V64H70ZM78 63L79 64H81V65H78ZM86 63H88V64H86ZM193 63L195 64V66L193 65ZM235 65H234V64ZM245 63V65H247ZM30 64V63H29ZM40 64V63H39ZM180 64V65H179ZM237 64H238V66H237ZM258 64V65H257ZM26 65V64H25ZM30 65H32L33 66V62L30 64ZM87 65V66H86ZM175 65L177 66L178 65V67L180 66L181 67V69L180 68H177V69H175ZM181 65H184V66H186V67H184V66H181ZM233 65H234V67H233ZM249 65V64H248ZM37 66V65H36ZM43 66V65H42ZM64 66H67L66 68H64ZM82 66V67H81ZM84 66V67H83ZM103 66V67H102ZM112 66V67H111ZM189 66V67H188ZM195 68V71L196 72H198L197 73V75L200 77V79L202 80H200L199 79V77L198 76H196V77H198V79H196V80H198L199 81V83H204V82H207V80H209V82H207V84L206 85H209V83L211 84V87L212 88H214V89H212L211 87H209V86H206V87H209V89L211 90V91H208V90H206V91H208V92H206V93H211V94H209L207 97H209L210 95L212 96L211 98L213 99L212 100V102H211V99L210 98H208L209 99V101L211 102V103H209V101H208V99H207V97L205 96V92H203V95L202 96H204V98L203 97H201V96H198V103H196L197 102V100L195 99L196 97H197V95L195 94V93H198V92H200L201 93V91H197V89L198 90H204L205 91V89H201V88H203V85H199V84H197V86H196V84H195V82L194 81H196L195 79H194V81H191V82H194V83H191V82H186L185 83V81L187 80V81H190V80H192L193 78V75H191L192 74V72L190 73V71L193 69V67ZM197 66V67H196ZM216 66H218L219 68H217ZM220 66H221V68H220ZM259 66H260V68L261 69H259ZM26 67V66H25ZM39 67V66H38ZM109 67H111V68H109ZM157 67V68H156ZM182 67H183V69H182ZM202 67V66H201ZM226 67V68H225ZM239 69H238V68ZM23 68V67H22ZM27 68V67H26ZM25 68V69H26ZM29 68V67H28ZM27 68V69H28ZM96 68H98V67H96ZM107 68H105V69H107ZM161 68V70H159ZM191 68V69H190ZM26 69V70H27ZM31 69H32V67H31ZM30 69V70H31ZM79 69H81L83 72H81V70L79 71ZM105 69H102L103 70V72H104V70ZM187 69V70H186ZM189 69V70H188ZM199 69V71H197ZM210 69H212V68H210ZM29 70V69H28ZM35 70V69H34ZM86 70H88V71H86ZM98 70V71H99ZM175 70V71H174ZM177 70V71H176ZM182 70V71H181ZM224 70V71H223ZM37 71V70H36ZM99 71V72H100ZM107 71V70H106ZM109 71H111V70H109ZM157 71H162L160 74H159V72H157ZM179 71V72H178ZM221 71H223L222 73H221ZM21 72H22V70H21ZM25 72V71H24ZM23 72V73H24ZM61 72L63 73V72H65V73H67L66 74V76H65V73H63L64 75H62L61 74ZM95 72V71H94ZM94 72H92V73H94ZM102 72V71H101ZM25 73H27L28 74V72H25ZM24 73V74H25ZM45 73V72H44ZM45 73V74H46ZM81 73V75H79ZM96 73V72H95ZM108 73V72H107ZM179 73V74H178ZM205 73V72H204ZM72 74V75H73ZM98 74V73H97ZM105 74H106V72H105ZM109 74H110V72H109ZM177 74V75H176ZM214 74H217V75H214ZM26 75V74H25ZM62 75V77H58V76H61ZM71 75V76H72ZM75 75V74H74ZM86 75V74H85ZM91 77L92 76H94L95 74H89ZM99 75V74H98ZM101 75H102V73H101ZM112 75V74H111ZM110 75V76H111ZM190 75H191V78H190ZM220 75H223V77H224V79H223V77H222V79H218V78H216V76H220ZM28 76V75H27ZM46 76H47V74H46ZM55 76H57L56 78H55ZM70 77V79H69V77ZM90 76H88L87 75V77L86 78H89V80L88 79H86V78H84V76H83V78L82 77H80L78 80L79 81H77V82H79V84L80 83H83L84 81H85V79L87 80V83L89 84L90 83V80H91V77ZM104 76V75H103ZM109 75L107 76V74H106V77L108 78V80H105L106 81V83H107V81H108V85L106 86V88H108L109 87V89H111V87L110 86H113V85H110V83H112L110 80H109V77H110ZM251 76V77H250ZM255 76V77H254ZM65 77H66V80L68 79V80H70V82L68 83V82H64V80H65ZM96 76H94V78H95ZM98 78H99V76H97ZM102 77V76H101ZM113 77V76H112ZM215 77V78H214ZM252 77H254V78H252ZM50 78H51V80H50ZM53 78H54V81H52L53 80ZM60 78H62L61 80H59ZM98 78H96V79H93V77H92V81H91V86L93 85V91H96V89L95 88H97L98 86H99V84H100V82H99V80H98ZM142 79V82L140 81V83L138 82V79ZM205 78V79H204ZM49 79V80H48ZM58 79V80H57ZM64 79V80H63ZM74 79V80H75ZM100 79V78H99ZM111 79H113V78H111ZM190 79V80H189ZM46 80V79H45ZM81 80H83V82L81 81ZM96 80H98V82L97 83H95V81ZM101 80V79H100ZM103 80V79H102ZM101 80V81H102ZM115 79H113V82H116V80L114 81ZM55 81H57V83H55ZM59 81H61V83L59 82ZM63 81V82H62ZM81 81V82H80ZM93 81H94V84H98V86H96V85H94L93 84ZM104 81V80H103ZM109 81H110V83H109ZM224 81L226 82V83H224ZM72 82H76V81H72ZM246 84H245V83ZM38 83V84H37ZM45 83V84H44ZM52 83H55V85L54 84H52ZM86 83V82H85ZM160 83V84H159ZM195 84V85H193V87H191L190 86V84ZM220 83L223 85V86H220ZM229 83V84H228ZM238 83V84H237ZM242 84V88L241 89H243V90H240V85ZM245 84V86H244V84ZM250 83H251V85H250ZM49 84V85H48ZM77 84V83H76ZM75 84V85H76ZM79 84H77L78 86H77V88L74 86V83H73V86L72 87H74L75 89H77V90H79L78 89V87L79 88H81L80 86H79ZM102 84V83H101ZM101 84H100V87H101ZM204 84V85H205ZM61 85V86H60ZM87 85V84H86ZM85 85V86H86ZM104 85H106L105 83H104ZM110 85V86H109ZM198 85H199V87H198ZM218 85V86H217ZM225 85V86H224ZM237 85V86H236ZM238 85H239V87H238ZM53 86V87H52ZM58 86L56 85L55 87L58 89ZM84 85H82V87H83ZM84 86V87H85ZM91 86H90V89H91ZM96 86V87H95ZM197 87V88H195V87ZM244 86V87H243ZM64 87V89H65V87H66V85L65 86H63ZM67 87V89H68V91H69V89L70 88H72V87H70V88H68ZM89 87V86H88ZM220 89H222L223 87H226V89H225V91H223L224 90V88L222 89V90H220L219 91V88ZM228 87V88H227ZM46 88V87H45ZM86 88V87H85ZM103 88V87H102ZM105 88V87H104ZM196 90H195V89ZM236 88H238V90H236ZM64 89H62V90H64ZM87 89V88H86ZM100 90H101V88H99ZM192 89H194V91L192 90ZM46 90V89H45ZM47 90H48V88H47ZM56 90V89H55ZM66 90V89H65ZM88 90V89H87ZM87 90H86V94L88 93L89 94V96H90V94H92V90H90V93L89 92H87ZM108 90V89H107ZM191 90H192V92H191ZM236 90V91H235ZM52 91H54V90H52ZM59 91V90H58ZM71 91V90H70ZM74 91V90H73ZM80 92L78 93V99H72L71 98V96H70V98H71V102H73V104L74 105H76V106H78V107H80L79 105H83V106H87L86 105V102L87 101H89L88 100V98H87V96H88V94H87V96H86V94H85V90H79ZM99 91V90H98ZM98 91L95 93H93V94H95V96L97 97V93H98ZM105 91V90H104ZM218 91V92H217ZM227 91V92H226ZM49 93H50V91H48ZM64 92H66V91H64ZM100 92H102V91H100ZM112 92H113V90H112ZM192 94H191V93ZM215 94H214V93ZM217 92V93H216ZM226 92V93H225ZM234 92H236V93H234ZM241 93V92H243V93H241V94H238V96H240V99H238L237 100V93ZM244 92H245V94H244ZM49 93H47V94H49ZM219 93H220V95H219ZM225 93V94H224ZM228 93V94H227ZM69 94V93H68ZM92 94V95H93ZM100 94H103V93H99V95ZM106 94V93H105ZM104 94V95H105ZM192 95V96H190V95ZM213 94H214V96H213ZM223 94V95H222ZM227 94V95H226ZM243 94V95H242ZM63 95V94H62ZM75 95L77 96V94H76V92H75ZM98 95V96H99ZM114 95V94H113ZM188 95H189V97H188ZM193 95H195V97L193 96ZM216 95V96H215ZM234 95H236V99H234L235 97H234ZM51 96V95H50ZM54 96V95H53ZM55 96H57V95H55ZM94 96V95H93ZM94 96V97H95ZM108 96V95H107ZM111 96V95H110ZM52 97V96H51ZM50 97V98H51ZM66 97H68V95H66ZM90 97H92V96H90ZM191 97H193V98H191ZM55 98V97H54ZM53 98V99H54ZM57 98H59V96L57 97ZM70 98H68V100H70ZM74 98V97H73ZM87 98V99H86ZM93 98V97H92ZM91 98V99H92ZM103 98V97H102ZM106 98V97H105ZM110 98H107L110 102H112L111 100H110ZM218 98V99H217ZM239 98V97H238ZM52 99V98H51ZM56 99V98H55ZM60 99V98H59ZM99 99H101V98H99ZM184 99V103H183V100ZM192 99H194V101H195V104L193 105V104H191V100ZM203 99H205V103H206V105L205 106H202V108L204 107H206L205 108V110L206 111H208V113L210 114V110H213L212 111V114H210V115H214L215 114V112H216V117L218 116V110L220 111V108H222L221 109V111L223 110V113H224V115L222 114V116H218L217 117V119H216V117L214 118V121L215 120H218V121H216L215 122V124H214V121L212 122V120L210 119V116L209 115H206L204 112H203V118L202 117H200L201 115H199V121H201V122H203V123H210V124H212V125H216V126H212V125H210V124H206L205 126L203 125V123H200L201 124V126L199 125V124H197V125H199V127L197 128V127H195L197 130L199 129V128H201L199 131H201V132H199V131H197L196 133H192V131H193V129L192 128H194V127H192L193 126V124L196 122V120H198V119H195V122H194V120H192V118H193V114L190 116L189 115V119H187L186 117L188 116H186V113H184L183 111L186 109V107H183L184 105L183 104H185V106H187L188 108H187V110L189 111V108H190V112H188V114H191L192 113V111H193V113L195 114V112L197 111L198 112V110H199V112H201V110H200V108L198 109V108H196V107H200V105L199 104H202L203 105V103H204V101H203ZM64 100H65V98L63 99L62 98V101L64 102ZM97 100V99H96ZM142 100V101H141ZM219 100V101H218ZM228 100V101H227ZM234 100H236V101H234ZM240 100V102L238 103V101ZM52 101H54V100H52ZM95 100H94V98H93V102H94ZM97 101H99V100H97ZM103 101V100H102ZM207 101H208V103L209 104H207ZM214 101V102H213ZM216 101V102H215ZM55 102H57V99L54 101V103ZM68 102V101H67ZM91 102V101H90ZM101 102V100L99 101V103ZM158 102V103H157ZM201 102V103H200ZM242 102V103H241ZM50 103V102H49ZM61 103V101L59 102V104ZM109 103V102H108ZM143 103H144V105L148 108V106H150L149 107V109L151 108L152 109V105H154L153 106V110L155 109V110H157L158 109V104H160L159 105V107H162L163 106V109H162V111H160V109L161 108H159L158 110H159V112H158V110H157V112H155V111H153V110H149V109H145V107H143L144 105H143ZM181 103H182V106H181ZM194 103V102H193ZM240 103H241V106H240ZM72 104V105H73ZM196 104H198L197 106H196ZM224 104L225 105H227L226 107L224 106ZM73 105V107H75ZM90 105V104H89ZM92 105H93V103H92ZM96 105H98L97 103H96ZM112 105H113V102H112ZM140 105H143L142 107L140 106ZM192 105H193V109H191L192 108ZM209 105V106H208ZM211 105V106H210ZM140 106V107H139ZM155 106H157V109L155 108ZM194 106H196V107H194ZM222 106V107H221ZM237 106H240V107H242L241 109H242V111H241V109H240V107H237ZM69 107H72L71 106V104H69ZM90 107H91V105H90ZM102 107H104V106H102ZM101 106L99 107V109H101L102 108ZM178 107H180L181 109L180 110H182L183 108H185L183 111H181V113L179 114V113H177V111L179 110V108ZM183 107V108H182ZM220 107V108H219ZM226 108V111H224V109ZM237 107V108H236ZM76 108V107H75ZM84 108V107H83ZM88 108V106L86 107V109ZM194 108H196V109H198V110H194ZM203 108V109H204ZM218 108V109H217ZM238 109V111L236 112V111H234L235 109ZM80 109V108H79ZM104 109H106V108H104ZM139 109V110H138ZM141 109V110H140ZM228 109V110H227ZM231 109V110H230ZM234 109V110H233ZM109 110V109H108ZM146 110V111H145ZM186 110V111H187ZM192 110V111H191ZM204 110V111H205ZM92 111V110H91ZM102 111H103V108H102ZM142 111V112H141ZM153 111V112H152ZM195 111V112H194ZM203 111V110H202ZM205 111V112H206ZM220 111V112H221ZM80 112H82L83 114L85 113V110L83 109V110H80ZM110 112V111H109ZM174 114H173V113ZM179 112V111H178ZM227 112H229V113H232V115L235 113V115L237 116V114L239 113V115L237 116V118H236V116H234V117H232V116H230V117H228V115L229 114H225V113H227ZM234 112V113H233ZM102 113V112H101ZM207 113V114H208ZM241 113H242V115H241ZM103 114H104V111H103ZM140 114H143V115H145V116H140L139 117V115ZM153 114V115H152ZM197 114H199V113H197ZM197 114H195V115H197ZM201 114H202V112H201ZM206 116H209L208 118V120L210 121V122H205V120H206V118L204 117L205 115ZM72 115V114H71ZM101 115V114H100ZM152 117H151V116ZM161 115H162V117H161ZM194 115V116H195ZM227 116V120L226 119H224V117L226 118V116ZM78 116V115H77ZM83 116H86L85 114L83 115ZM169 116V115H168ZM240 116V118H245L246 120H245V122L247 123H245V125H246V127H244L245 129H241L242 131H240V129L237 131V133L235 132L236 130H237V125L240 123V125H242V123H244L243 121V118L242 119H240V118H238ZM144 117H146L145 119H146V121H143V120H145L144 119ZM161 117V118H160ZM103 118H104V116H103ZM103 118L101 117V119L103 120ZM195 118V117H194ZM193 118V119H194ZM197 118V117H196ZM200 118H201V120H200ZM212 118V117H211ZM212 118V119H213ZM221 118V119H220ZM83 119H84V117H83ZM106 119H107V121L104 119L103 121H106V122H108V117H106ZM143 119V120H142ZM165 119H169L168 117H165ZM78 120H79V118H78ZM81 120V119H80ZM87 120V119H86ZM102 120H100V122L102 121ZM207 120V121H208ZM221 120H223V121H221ZM224 120H225V122L226 121H228V123H229V125L227 126V127H225L224 125H223V123H225L224 122ZM236 120H242V123L241 122H237ZM92 121V120H91ZM90 121V122H91ZM99 121V120H98ZM103 121L101 122V125H102V123H103ZM112 121V122H111ZM187 121H188V123H187ZM189 121H192L191 123H193L192 124V126H189ZM220 121V122H219ZM252 121V123H249V122H251ZM85 122V121H84ZM89 122V123H90ZM99 122V123H100ZM108 122V123H109ZM142 122H143V124H142ZM145 122V123H144ZM152 122L154 123V124H152ZM161 125V122H163L162 124H164L165 125V127H167V129L165 128V130L163 129V127H164V125H162V126H160V127H162V128H159V126H158V123ZM170 122V121H169ZM198 122V121H197ZM196 122V123H197ZM212 122V123H211ZM217 122H219V123H217ZM79 123V122H78ZM107 123V124H108ZM109 123V124H110ZM113 123L112 124H110L111 125V129H108L109 127H105L106 128V130L108 129V130H111V132L113 131V129H114V126L115 125H113ZM190 123V124H191ZM195 123V124H196ZM91 124V123H90ZM98 123H96L95 125H97ZM106 124V123H105ZM106 124V125H107ZM121 124V125H120ZM129 124H131V125H129ZM132 124H134V127H132ZM140 124V125H139ZM144 126H142V125ZM145 124V125H144ZM157 124V125H156ZM217 124H219V126L222 124L226 129H227V131L229 132V134L228 135H226V136H224V137H226V138H224L223 137V134H221L222 133V131L221 130H219V129H222L223 128V126H222V128H221V126L219 127V126H217ZM235 124H237V125H235ZM249 124V126H250V124L252 125L251 127H249V126H247ZM112 125H113V127H112ZM152 125L154 126V127H152ZM156 125V126H155ZM240 125H238V126H240ZM88 126V125H87ZM98 126V125H97ZM129 126H131V127H129ZM243 126V125H242ZM123 127V128H122ZM136 127V128H135ZM141 129H140V128ZM170 127H172V126H170ZM216 127V129H214L213 130V128H215ZM103 128V127H102ZM113 128V129H112ZM156 128V129H155ZM219 128V129H218ZM238 128H242V127H238ZM90 129H92L91 130V132L93 131V128H90ZM114 129V131L115 132H113V133H111V134H113V135H115V133L117 132L116 130ZM209 129V130H208ZM212 129V130H211ZM97 129L95 128L94 129V131H96ZM158 130V131H157ZM164 130V131H163ZM212 132H211V131ZM234 130V131H233ZM253 132H252V131ZM86 131V130H85ZM88 131V130H87ZM93 131V132H94ZM99 131V130H98ZM98 131H96L97 132V134L99 133ZM196 130H194L193 132H195ZM221 131V132H220ZM224 131V130H223ZM233 131V132H232ZM252 133H251V132ZM110 132V131H109ZM118 132V133H119ZM122 132V131H121ZM156 132L153 134L155 137L154 138H156ZM199 132V133H198ZM203 132H202V134H203ZM211 132V133H210ZM217 132V133H216ZM219 132V133H218ZM240 134H243V135H240ZM254 132H255V134H254ZM90 133V132H89ZM88 132H87V134H89ZM108 133V132H107ZM208 135H207V134ZM234 133H235V135H234ZM90 134H93V133H90ZM94 134H95V132H94ZM93 134V135H94ZM111 134H109V136L111 135ZM123 134V133H122ZM212 134H214V135H212ZM216 134H221L222 135V138L220 139V137L218 138V136L216 135ZM236 134H239V135H236ZM34 136V137H36V138H38V139H40V140H42V142H44V149L47 151V150H49V154H48V156H47V158H45V156H46V154H44V150L43 149H38V148H35L34 146H31L32 144L34 145V143H32V144H29L30 142H29V136ZM130 135L131 136H129L128 135V140H130V138L131 139H138L137 138V136L135 135V134H132V133H130ZM151 135V136H150ZM211 135V136H210ZM84 136H85V138H84ZM108 136V137H109ZM214 137V139H215V141H214V139H208L209 137ZM114 137V136H113ZM112 137V135H111V140H115L114 138L116 137H114L113 138ZM123 137H121V138H123ZM153 137V136H152ZM163 137V138H162ZM195 137V136H194ZM201 137V138H202ZM91 138H92V140H91ZM104 138V137H103ZM103 138H101L100 140L101 141H103ZM144 138H146V136L144 137ZM203 138V139H204ZM240 138H244V139H246L245 140V142H244V140L243 139H240ZM107 140V138H104V140ZM159 139V140H160ZM196 139H197V136H196ZM220 139V140H219ZM226 139V140H225ZM230 139H231V141H230ZM89 140H91V141H93L92 142V144L91 143H89L90 141ZM147 140V139H146ZM146 140H145V142H146ZM158 140V139H157ZM163 140H160L161 142L163 141ZM172 140H176V141H172ZM204 140H206V138L204 139ZM227 140L229 141V142H231V144H228L227 143ZM236 140H237V142H236ZM241 140H242V142H244V143H246L247 144V142H250L249 140H251V146H250V144H248L249 145V147H251V148H255V150H254V152L253 153H249V155H251V156H249V157H252V160L251 159H248V160H243L242 158L244 157V159L246 158V156H245V154L244 155H242L243 157H241V159H240V157H239V159H238V157L237 158H235V159H237L236 160V162L237 163H235V161H234V159L232 160L230 157L226 160L224 157H223V155L220 153V151H219V148H221V146H222V148L224 149V153H227L228 151L229 152H231V153H234L233 151H234V146L236 145V146H239L238 148H240V144H242L241 145V147L243 146V149H244V147H246V148H248L249 149V147H248V145H246V144H243L242 142H241ZM248 140V141H247ZM257 141V143L256 142H252V141ZM87 141H89V142H87ZM150 141H152V140H150ZM154 141V140H153ZM153 141H152V146H153V144H155L156 142H154L153 143ZM155 141H156V139H155ZM177 141H178V143H177ZM196 141V140H195ZM220 141H222L221 143H222V145L220 146V144L219 145H217V147H214V146H216V144L218 143V142H220ZM224 141V142H223ZM233 141H235V144H233ZM239 141H240V144H239ZM94 142H96V143H94ZM100 143V145L98 144V143ZM108 142V141H107ZM110 142V141H109ZM144 142V146L146 145H148L147 143L148 142H146L145 143ZM212 142V144L210 145V143ZM214 142V143H213ZM94 143V144H93ZM103 143H105V145L103 144ZM149 143H151V142H149ZM158 143V142H157ZM173 143V144H174ZM195 143H197V142H195ZM107 144V145H106ZM138 144V143H137ZM226 144H228V146L226 145ZM102 145V147L100 148V146ZM104 145V146H103ZM140 145V144H139ZM150 145L151 144H149L148 146L150 147ZM155 145H157V144H155ZM165 145V146H166ZM226 146V148H224L225 146ZM233 145V146H232ZM245 145V146H244ZM255 147H254V146ZM146 146L145 147H143V150H145V149H147L146 148ZM151 146V147H152ZM158 146H161V144L160 145H158ZM157 146V147H158ZM192 146V147H191ZM212 146H213V148H212ZM230 146H232L231 148H230ZM37 147V146H36ZM106 147V148H105ZM156 147V146H155ZM157 147H156V149H157ZM168 147V146H167ZM170 147V146H169ZM168 147V148H169ZM229 147V148H228ZM99 148V149H98ZM127 148V147H126ZM161 148H163V147H160V151L161 152H159L158 150V154H157V152H156V150H154L153 151V153L154 154H156V157H159V156H162V155H159V153H161L162 154V152L164 151L163 149H161ZM191 148L193 149V150H195L194 152H191V151H193V150H191ZM194 148H196V149H194ZM215 148V149H214ZM238 148H236L235 147V149H238ZM251 148L249 149L250 151H251ZM38 149V150H37ZM101 149V150H100ZM178 149V150H177ZM213 149V150H212ZM227 151H226V150ZM242 148L240 149V150H243ZM247 149V150H248ZM128 150V149H127ZM150 150V148H148L147 149V151H149ZM152 150V149H151ZM150 150V151H151ZM231 150H233V151H231ZM258 150V151H257ZM96 153H95V152ZM147 151L145 150L144 152L145 153H147ZM150 151H149V153H150ZM215 151H217V152H215ZM219 151V152H218ZM237 151V150H236ZM152 152V151H151ZM156 152V153H155ZM228 152V153H229ZM240 152V151H239ZM239 152H237L238 154H240ZM243 152L244 151H241V153L243 154ZM245 152H247V151H245ZM208 153V152H207ZM237 153H236V156H237ZM148 154V153H147ZM152 154V153H151ZM151 154H148L149 156L151 155ZM154 154H152L151 156L154 158ZM181 154V155H180ZM203 153H201V155H202ZM178 155H180V158L178 157ZM196 155V154H195ZM205 155H206V153H205ZM209 155H210V157H211V159H209ZM259 155V156H258ZM138 156V155H137ZM174 156H176V155H174ZM193 156V155H192ZM198 156H199V152H198ZM198 156H196V157H198ZM234 156H235V154H234ZM239 156V155H238ZM248 156V155H247ZM257 156V157H256ZM183 157V158H184ZM200 157V156H199ZM201 157H203L204 158V156H201ZM260 159H259V158ZM49 158V159H48ZM182 158V159H183ZM203 158H202V160H203ZM171 159V158H170ZM177 159H173V163H175V161L174 160H177ZM189 159V158H188ZM187 159V160H188ZM195 160H196V158H194ZM199 158H197V160H198ZM206 159V158H205ZM204 159V160H205ZM231 159V160H230ZM259 159V160H258ZM185 161V163L186 164H188V162H193L192 160V157H190V160L191 161ZM202 160H201V162H202ZM204 160H203V162H202V166H203V163H204ZM251 161V162H249V164H248V161ZM167 161V160H166ZM207 161V160H206ZM205 161V162H206ZM225 161V162H224ZM233 162V164H231L232 162ZM58 163V165H59V168H57V167H55V163ZM168 162V161H167ZM184 162V161H183ZM183 162L181 161L180 163L183 165ZM231 162V163H230ZM253 162H257V163H253ZM169 163V162H168ZM179 163V160H178V162L176 161V165L175 166H177V164ZM212 163V162H211ZM230 163V164H229ZM181 164H179V165H181ZM238 164V166H236ZM242 166H241V165ZM251 164H252V166L253 165H255V166H253L252 168H251ZM257 164V165H256ZM169 165H170V163H169ZM169 165H167V167H169ZM174 164H172V167H173V171H174V166H173ZM191 165V167H192V169H193V171H195V167L194 166H192V164H190L189 163V165L188 166H190ZM217 165V166H216ZM247 165H248V167H250V168H247ZM159 167H160V169H163L165 166H160V165H158ZM157 166V167H158ZM217 168H219L217 171H218V175H217V171L215 170V169H217ZM222 166V167H221ZM241 168H240V167ZM257 166H258V168H257ZM163 167V168H162ZM178 167V166H177ZM180 167V166H179ZM187 168L188 169V167H185V165L184 166H182V168ZM232 169H231V168ZM233 167L235 168L234 170H235V173H234V170H233ZM239 169H242L243 170V172L244 171H247L248 173H249V171L251 170V172L252 173H254V174H252V173H249L250 175H246L245 173H247V172H242V174H240L241 173V170H238V168ZM246 168L245 170H244V168ZM156 168V167H155ZM155 168H154V170H155ZM181 167H180V169H182ZM210 168H215L214 170L212 169V171H211V169ZM62 169V170H61ZM166 169V168H165ZM164 169V170H165ZM189 169H190V167H189ZM192 169H191V171H192ZM208 169H210V170H208ZM231 169V170H230ZM257 169H259V170H257ZM67 171L72 177H74L75 178V180H76V182L77 183H75V185L74 186H76L75 188H74V186L71 184V182H70V180H69V177L67 176H65V174H64V172L63 171ZM152 170V169H151ZM154 170H152L151 172L152 173H155L156 174V170L154 171ZM167 170H168V172H166V170H165V173H168L170 176H172L171 174H173L174 172H170V170H171V167L168 169L167 168ZM209 172H207V171ZM237 170V171H236ZM255 170L257 171V172H255ZM184 172L186 171V169L185 170H183ZM190 171V170H189ZM192 171V172H193ZM199 171V170H198ZM223 171V172H224ZM233 171V172H232ZM239 171V172H238ZM260 171V172H259ZM163 173H164V171H162ZM161 172V173H162ZM192 172H185L184 174H186V173H188V174H190V173H192ZM211 172H212V174H211ZM214 172H216V173H214ZM237 172L239 173V174H237ZM161 174L160 176L161 177H164V179H166L167 178V176H168V174ZM171 173V174H170ZM195 173V172H194ZM194 173H192V175L194 174ZM214 173V174H213ZM222 174V177H221V174ZM227 173H228V175L229 176H231V177H233V173L235 174L234 175V177L233 178H236L238 175H240V176H243V179L244 180H242V177H237V179H238V181H237V179H235V180H232L231 179V177H229V179H228V177H226V175H227ZM257 173H261L260 174V176H259V174H257ZM175 174V173H174ZM173 174V175H174ZM187 174V175H188ZM196 174V173H195ZM215 174H216V176H215ZM220 174V175H219ZM237 174V175H236ZM245 174V175H244ZM255 174H257V175H255ZM152 175V174H151ZM162 175H166V177L165 176H162ZM191 175V174H190ZM197 175V174H196ZM206 175H203V176H205L204 177V179H202V177H199V178H201L202 180H204V182H205V178H206ZM254 175V176H253ZM153 176V175H152ZM213 176H215V178L213 177ZM244 176H247V177H252V178H249L248 180H251V181H246L247 179H245L244 178ZM261 177V178H263V179H257V177ZM190 177V176H189ZM188 177V178H189ZM193 177V176H192ZM191 177V178H192ZM217 177V178H216ZM218 177L220 178V179H218ZM223 177H226L228 180H230L231 182H232V184H230V183H228L229 181H227L226 180V178H225V180L223 179ZM254 177L256 178V180L254 179ZM169 178H171V177H169ZM168 178V180L169 181H167V179H166V181L167 182H169L170 183V179ZM191 178H190V180H191ZM152 179H153V177H152ZM158 179H160V177L158 178ZM163 179V181H165ZM186 180H187V177L185 178ZM213 179V180H212ZM219 181H218V180ZM177 180L178 181H180V182H182L183 184L181 185L180 184V182L178 183L177 182ZM189 180V181H190ZM192 180H195V179H193L192 178ZM197 180H199V179H197ZM254 180V181H253ZM259 182H258V181ZM162 181V182H163ZM218 182V186H217V182ZM222 181V182H221ZM223 181H227L226 183L225 182H223ZM240 181H242V182H240ZM246 181V183L247 182H249L250 183V186H249V188L247 189V184L245 183L244 185L242 184V183H244ZM257 183H256V182ZM263 181V182H262ZM187 182V184H191L190 182H188V180L186 181ZM234 182H236V185H237V188H238V184H241V186H239L240 187V189H237L236 191H237V193L241 190H243V189H245V190H243L242 192L240 191V194L238 193V195L240 196H238L239 197V199L237 198V193H236V191H235V189L236 188H234V186H235V183ZM240 182V183H239ZM262 182V184H260ZM152 183H154V179H153V181H152ZM201 184V183H203L201 180L200 181H198V182H196V181H194V183L192 182V184ZM209 183L207 184V185H209ZM223 183H225V184H227V185H225L224 184V186L223 187H221L222 185H223ZM238 183V184H237ZM254 183H255V185H257V186H255L254 185ZM259 183V184H258ZM187 184H185V186H183V188L185 187V189L187 190V189H189V187L187 188ZM206 184V182L204 183V185ZM221 184V185H220ZM231 186V185H234L232 188H234L233 189V193H234V196L236 195V197H233V196H230V195H232L233 193L231 192L230 193V191L228 192V188L230 187L229 185ZM165 185H166V182H165ZM171 185H172V183H171ZM173 185H175V184H173ZM188 185V186H189ZM206 185V186H207ZM219 185H220V187H219ZM251 185H253V186H251ZM259 185H260V187H259ZM153 186V185H152ZM175 186H177V185H175ZM174 186V187H175ZM191 186V185H190ZM214 186V187H213ZM228 186V187H227ZM246 186V187H245ZM168 187V186H167ZM192 187V186H191ZM216 187V188H215ZM227 187V189H225ZM230 187V188H231ZM243 187H245V188H243ZM253 187V188H252ZM169 188V187H168ZM182 188V189H183ZM196 188H197V186H196ZM196 188H194V189H192L193 191H196L195 189ZM211 188H209V189H211ZM222 188V189H221ZM225 189V191H224V189ZM243 188V189H242ZM255 189L254 191L253 190H251V189ZM170 189V188H169ZM185 189H183V190H185ZM183 190H181V193L183 192ZM186 190H185V193L187 194V192H186ZM229 190H232V189H229ZM247 190H249V191H247ZM253 191L254 192V195L252 196V192L251 191ZM192 191V192H193ZM223 193L222 195H219L218 193ZM225 193H227V195L226 194H224V192ZM245 191H247L246 193H245ZM161 192V193H160ZM162 192H163V194H162ZM197 192V191H196ZM195 192V193H196ZM248 192H250V193H252V194H250L251 195V197H249V193ZM134 193V192H133ZM190 193V192H189ZM194 193V194H195ZM220 193V194H221ZM230 193V194H229ZM258 193V192H257ZM260 193V196H261V191L259 192ZM262 193H264V189H262ZM176 195H178V199H177V197H175ZM183 195H185L184 193H183ZM196 195H198V194H196ZM233 197L232 198V201H231V199H229L230 197ZM263 195V194H262ZM180 196H182V194H180ZM242 196V197H241ZM259 196V195H258ZM220 197H219V199H220ZM221 197V198H222ZM228 197V198H227ZM263 197H264V195H263ZM183 198V197H182ZM227 198V199H226ZM235 198H236V200H235ZM242 198V199H241ZM246 199L247 200V202L249 203V205L251 206V204H253L252 202H254L255 200L253 199ZM260 197H258V199H259ZM261 198H262V196H261ZM260 198V199H261ZM234 199V200H233ZM256 199V201L258 202V200H257V197L255 198ZM259 199V200H260ZM263 200H264V198H263ZM263 200H260L261 201V203H259V204H262V202H263V205H264V201ZM164 201V200H163ZM234 201V202H233ZM242 201H244L245 202V204H248V203H246V201L245 200H242ZM250 201V202H249ZM259 201V202H260ZM226 202V203H225ZM233 202V203H232ZM236 202V203H235ZM237 202H238V204H237ZM257 202H254V206H255V203L256 204H258ZM207 204H208V202H206ZM232 203V204H231ZM251 203V204H250ZM183 204H186L185 206L183 205ZM229 205H227V206H229ZM236 205L238 206V205H240V206H238V207H236ZM262 205V206H263ZM208 206V205H207ZM226 206V205H225ZM245 205H243L242 206V208L244 207ZM262 206H256V207H262ZM249 206H246V209H249L250 210V208H248ZM251 207H253V206H251ZM255 207V208H256ZM242 208L240 207V209L242 210ZM245 208V207H244ZM255 208H254V210H255ZM228 209H229V211H230V213H232L231 212V209L228 207ZM257 210L256 211H254V212H257L258 211V215H260L259 214V209L260 208H256ZM263 210H264V208H262ZM213 210V209H212ZM241 210H240V212H241ZM244 210V209H243ZM242 210V212L244 213V211ZM251 210H252V208H251ZM263 210H262V215H264V212H263ZM237 213V215H236V213H234V215H233V213L231 214L233 217H236V216H240V214L242 213ZM254 212L253 211H251V212H249V211H247V213H251V215L249 216V217H253V219L252 218H249V219H252V220H254L255 218H254V215H256L257 216V214H254ZM242 213V214H243ZM246 212H245V215L247 214ZM260 213H261V209H260ZM242 214H241V216H242ZM248 214V215H249ZM253 214V215H252ZM231 215L229 214V219L227 218H225L226 220H224V222L225 221H227V220H234V221H231V223H235L236 222V220L237 219H235V218H232V219H230V217H231ZM244 215V216H245ZM248 215L245 217V218H247L248 217ZM262 215H260V216H257L256 218H261V216ZM240 216V217H241ZM263 217L264 216H262V218H261V221H262V219H263ZM237 218V217H236ZM240 219V218H239ZM238 219V220H239ZM248 219V218H247ZM246 219V220H247ZM244 220V219H243ZM251 220V221H252ZM242 221V220H241ZM248 221V220H247ZM255 221H256V219H255ZM264 221V220H263ZM262 221V223H264ZM224 222L222 223L223 225H224ZM244 221H242V223H243ZM246 223V224H245ZM247 223L248 224H252L250 221H248V222H244V225L246 226L247 225ZM255 224L256 223H258V222H254ZM260 223V222H259ZM258 223V224H259ZM261 223V224H262ZM227 224V223H226ZM230 224V223H229ZM228 225V224H227ZM257 225V224H256ZM256 225L254 226V227H256ZM263 225V224H262ZM245 226H243L244 228H245ZM247 226H249V228L252 226H250V225H247ZM259 226H260V224H259ZM256 227V228H253V229H256V231H258L257 229L259 228V231L261 232V230L263 229V228H260V227H262V226H260V227ZM264 227V226H263ZM221 228V227H220ZM248 227H247V231H249L250 229H249ZM251 229H252V227H251ZM252 229V230H253ZM261 229V230H260ZM244 230H246V228L244 229ZM259 231H258V233H256L255 232V235H257V234H259ZM262 231H264V230H262ZM237 232V231H236ZM250 232V231H249ZM254 232V231H253ZM248 233V232H247ZM262 233V232H261ZM260 233V234H261ZM252 234V233H251ZM251 234H248L249 236L251 235ZM259 234V235H260ZM263 235H264V233H262ZM234 235V233H232L231 234V237ZM238 235V234H237ZM247 235V236H248ZM190 236H193L194 238L192 239V240H194V242H192V241H190V240H188V238L190 237ZM35 237H37V238H41V242L43 243V245L41 246V247H38L39 248V250H40V252H43V255H39V254H34L33 253V251H32V249H31V247H28L30 244H31V242L33 241V239L35 238ZM127 237H128V235H127ZM254 237V236H253ZM264 237V236H263ZM262 237V239H263V241H264V238ZM110 239V240H107V239ZM252 238V237H251ZM257 238V237H256ZM129 239V238H128ZM221 239V238H220ZM261 239V240H262ZM37 240V239H36ZM127 240V238H125V240L124 241H126ZM188 240V241H187ZM219 240V239H218ZM222 240L224 241V239L222 238ZM227 240V239H226ZM226 240H225V242H226ZM241 240V239H240ZM252 240V239H251ZM256 240V239H255ZM5 241H7L6 243H5ZM123 241V242H124ZM222 241V242H223ZM246 241H247V239H246ZM245 241V242H246ZM127 242H129V241H127ZM220 243V241H216V242H213L214 244H213V247L212 248H215V251H218L219 250V248H217L219 245L221 246L223 243L221 242V244H217L218 246L217 247H215L214 245L216 244V243ZM242 242V241H241ZM245 242L243 243V246L244 247H246V245H244L245 244ZM248 242V241H247ZM253 243V242H252ZM212 244V243H211ZM251 244V243H250ZM198 245V246H197ZM249 245V244H248ZM34 246V245H33ZM203 246V245H202ZM205 246V247H206ZM211 247V246H210ZM209 247V248H210ZM221 247H224V250H221L222 252L223 251H226V249H225V246H221ZM220 247V248H221ZM243 247V248H244ZM216 248H217V250H216ZM124 249H126V248H124ZM134 249H135V247H134ZM206 249H207V247H206ZM237 249H240V247L238 248L237 247ZM262 249H263V247H262ZM133 250V249H132ZM134 251H136L137 252V250L135 249ZM220 251V252H221ZM241 251H244V250H242V248H241ZM49 252V253H48ZM130 252H132V253H130ZM22 253V254H21ZM226 253V252H225ZM231 254H232V252H230ZM238 253V252H237ZM241 253V252H240ZM246 253V252H245ZM221 255L223 254L224 255V253H220ZM244 254V253H243ZM133 255H132V257H133ZM216 255H217V252H216ZM238 255V254H237ZM246 255H250V254H246ZM252 256H253V254H251ZM250 255V256H251ZM234 256H236V255H234ZM249 256V258H248V256H245V259L246 258H248V259H253V257H250ZM261 256V255H260ZM137 257V256H136ZM143 257V256H142ZM233 257V256H232ZM231 257V258H232ZM237 257V256H236ZM235 257V258H236ZM243 257V256H242ZM228 258V257H227ZM230 258V257H229ZM230 258V259H231ZM234 258V257H233ZM234 258V259H235ZM221 259V258H220ZM139 260V259H138ZM247 260V259H246ZM254 260V259H253ZM249 261V260H248ZM142 262V261H141ZM243 263V262H242ZM143 264H144V262H143ZM244 264V263H243ZM246 264H247V261H246Z\"/></svg>",
  "mask_w": 264,
  "mask_h": 264
},
{
  "label": "rangeland",
  "instance_id": "rangeland-1",
  "mask_svg": "<svg viewBox=\"0 0 264 264\" xmlns=\"http://www.w3.org/2000/svg\"><path fill=\"white\" fill-rule=\"evenodd\" d=\"M28 2V4H30V5H32V6H30V5H27L26 4V0H0V46H1V48H2V51H1V56H3L4 57V59H8L9 60V58H10V56H11V58H10V60L12 59V60H15V62H17L18 64L20 63V62H22V63H20L19 65H20V71H19V74L18 75H20L19 77H21V79L23 78V79H26V78H28L29 76H30V74L31 73H35V74H38V73H40L41 74V77L42 76H45V77H49L50 76V74H53V76L55 75V72L54 73H46L47 71L49 72H51V69L55 66V68L57 67V69L59 68L60 70H58V72L59 71H67L68 73H69V70L71 71L72 69V71H74L75 73V75L73 74V72L71 73V74H69V76L70 77H73V76H77V79H72V81H76V82H72L71 81V83L72 84H70V87H72L73 86V83H74V86L77 88V84H79V82H77V81H79L78 79L80 78V77H82L83 78V76H84V78H86L87 77V75L88 76H90L89 74H95L94 76H96L95 78H94V76H92L93 77V79H96V78H98L97 76H99V78L102 80H100L99 78H98V80H99V82H100V84H101V87H100V84H99V86H98V84L96 85V84H94V81H93V84L94 85H96V86H98L97 88H95L96 89V91H93V85L91 86V81L93 80L92 79V77H91V80H90V83L88 84L87 83V80L86 79H88L89 80V78H86L85 79V81L83 82V80H81L83 83H80L79 84V86L81 87V88H79L78 87V89L79 90H85V94H86V90H87V92H89L90 93V90H92L91 92H92V94L95 92H97L98 90V95H99V93H103V94H100L99 96L97 95V97L95 96V94H90V96H92L93 98H94V102H93V98L92 97H90L89 96V94H88V96H87V94H86V96H87V98H88V100L89 101H87L86 102V105L88 106V108L86 109V107L87 106H83V105H79L80 107H78V106H76V105H74L73 104V102H71L72 100H71V98L72 99H78V93L80 92L79 90H77V89H75L74 87H72V88H70V87H68L67 86V84L65 83V85H66V87H65V89H64V87L63 86H65L64 85V83H62V89H64V90H62L61 89V87H59L58 85H59V83H57V81H55V83H57L56 85L58 86V89L55 87L56 85H55V83H52V84H54L55 86H54V88H52L51 90H49L50 88L48 87V86H46V85H43L42 86V88L44 89V98L45 97H47V98H45V102L46 103H48V105H49V109H52V107L53 106H50V104L51 105H53L54 104V106H56V108H57V110H62L63 108H64V110H65V106L64 105H66V110H65V112H68V110L70 109V111H69V115H70V117L72 118V119H74V121H75V123H77L78 125H77V127L80 129V135H82V133H83V135H85L86 137L88 136V135H90L87 139H89L90 137H92V138H97L98 137V135H100V134H102L103 136L102 137H98V139H96V141L98 140L99 142H106V143H110L112 146L110 147V148H108V149H110L109 151L108 150H103L102 149V153H100V152H98V154H100V155H98L99 156V158L100 159H102L103 161H107V164L109 165V166H112V167H117V168H119L123 173H124V175L126 176V177H128V181H130L132 184H133V188H134V190L135 191H133V192H131L132 193V195L134 194V197H136V198H140V197H146V198H150V199H153V200H160V202H159V204H158V206L159 207H161V208H163V209H168L167 207H168V205H167V203H165V199H164V197L161 195V196H159V191L158 190H160V189H158V188H162V186L160 187H158V185H159V183H158V185H157V180L159 181L160 180V182H161V184H163V186H164V189H161V190H163V192H164V194H163V192H162V194L163 195H165V193L166 194H170V193H172V192H174L175 190H177V191H179V189L182 187L183 188V186H185V184H187V180H188V182H190L191 184V186L189 185V184H187V188L189 187V189H185V187L183 188V189H185L186 190V192H187V194L185 193V190H183L182 188H181V190H183V192L181 193V190L178 192L179 194V198L180 199H183V200H190L191 202L189 203V204H183L184 206L186 205L187 207H190V210H188V213H189V217H188V221L193 225V226H195V235H194V237L195 238H197L198 236H200V235H202V234H205V233H207V232H209L210 230H211V228L212 227H214V229H218L219 228V230H221V232H223V235L222 236H220V238L218 237V239H216L215 241H213V242H216V241H220V243L218 242V243H216L214 246L215 247H217L219 244H221V242L223 241L222 240V238L224 239V241L222 242L223 244L221 245V246H225V249H226V251H221V250H224V247H221L220 245L217 247V248H219V250L218 251H215V248H212L213 247V242H210V243H207L208 244V246H206V245H204V244H201V245H197L198 247L196 248V252H194V258H195V260H196V262L198 263V264H246V261H247V264H264V241H263V239H262V237L264 236L262 233H264V231H262V230H264V223H262V221L264 220V217H263V219H262V221H261V218H262V216H264V215H262V208H264V205H263V202H262V204H259V203H261V201L260 200H263V195H264V193H262V189H264L263 187H262V189H261V187H260V185H259V187L260 188H258V187H256L257 189H260V191H261V196H262V198H261V196H260V191H257V190H255V193H256V197H257V200H258V202L256 201V197L254 196V198H252L251 197V195L250 194H252V196L254 195V190L253 189H251V190H253V191H251L252 193H250V192H248L249 194V197H251V198H248V196H247V198L250 200V199H254L255 201L254 202H257L258 204H256L255 203V206L253 205L254 204V202H252L253 204H251V206H253V207H251L250 205H249V203L247 202V198L245 197V195H247V194H245L244 195V192H242L243 190H245L246 188V186L245 187H243V188H245V189H243L241 192H242V194H243V197L242 198H244V199H242V200H245L246 201V203H248V204H245V202L244 201H242V200H240V201H238L239 202V204H241L242 205V203H243V205H245L243 208H242V206H240V205H238V206H240L241 208H242V210L244 211V213L242 212V210L240 209V207H238L237 205H236V207H238V208H236V209H239L237 212H236V210L233 212V208H234V204H233V206L232 205H229V204H224L223 202H222V200L221 199H225L224 198V195H223V197L221 198L220 196H218L217 197V195H215L214 193H213V191H215L214 189H213V191H212V188L211 187H209L211 184L208 182V178L210 179V177H208V176H210V175H206V174H203V173H205V167L204 166H206L205 164H207L209 167H212L213 165H210V164H213V160H215V161H218L220 158L217 156V154L215 155L213 152H214V150H213V152H210L209 150H211V148L210 149H206L207 148V146L209 147V145L207 144V142H209L208 140H207V136L205 137L206 138V140H204L205 138L204 137H202L203 135H204V132H203V130L204 131H206L207 132V130H206V128H208L209 127V129H210V127L211 126H206L205 128H202L203 130H202V132H203V134H202V132L201 131H199L201 128H199L198 130L195 128V127H199V125L201 126V124L200 123H203V122H201L202 120H201V118H200V120L201 121H199V115H201L200 117H202L203 118V112L206 114V115H209L210 116V119L212 120V122L214 121V118L216 117V112H215V114L212 116V115H210V114H212V111L213 110H210L209 112H210V114L208 113V111H206L205 110V108L207 107H203L202 108V106H205L206 105V103H205V99H203V101H204V103H203V105L202 104H199L200 105V107L198 106V107H196L198 104H196V106H194V107H196V108H200V110H201V112H202V114H201V112H199V110L198 109H196V108H194V110L196 109V110H198V112L196 111H194L195 112V114H197V113H199V114H197V115H195L194 113H193V111H192V113L191 114H188V112H190V108H189V111L187 110V106H185V104H183L184 106L183 107H186V109L185 108H183L182 110H180L181 108L180 107H178L179 108V112L177 111V113H181V111H183L184 109V113H186V118L187 119H189L188 117H189V115L191 116L192 114H193V118H192V120H194V122H195V119H198V120H196V124L194 123H191L192 121H189V126H192V124H193V126L192 127H194V128H192L193 129V131L194 130H196L195 132H193L192 131V133L194 134V133H196L197 131H199V132H201V133H199V134H194L193 135V138H195L194 140H190L192 143H194V145H192L193 147H196L197 148V152L195 153V154H193V153H191L192 155L190 156V157H192V161L193 162H188V164H186L185 163V161L188 159L189 161H191L190 160V157H188L186 160H185V158H186V156H188V155H186L185 157L182 155L181 157L183 158H180V155H178V157L180 158V159H177V158H175V157H177V154H174V153H172L171 151L172 150H169L168 151V149H170L171 147L173 148V145L175 146V147H177V146H179L178 144V141H177V143L178 144H175L174 142H172V144L170 145V139H169V141H166V139L165 140H163V139H160V138H158V136H159V132L161 131V129H160V131L159 132H156V138H154L155 136L153 135V134H151L150 136H151V139H149V135H148V138H147V135H145L146 136V138H144L143 137V133H145V132H142L140 135H139V132H141V131H137L136 133H133L131 130L129 131L128 130V134H126L127 136L126 137H123V135L125 136V129L123 128V129H121L120 127L121 126H117L118 128H119V130H120V132L118 131V130H116L115 129V127H116V125L113 123V125H115L114 126V129L117 131L116 133H115V135H113V134H111V133H113V132H115L114 131V129H113V131L111 132V130H108V129H111L110 127H111V125L110 124H112V123H110L109 121H110V119L111 120H113L112 118L114 117V115H112L111 116V114H114V108L116 107L115 106V103L114 102H116V101H113V100H115L116 99V93H115V87H116V84L118 83V81H117V79H116V76H114L115 74L113 73L114 72V69H113V67L111 68V67H109V68H111V69H109V70H111V71H109L108 70V66H110L111 64H113V65H115V59H116V52H114V50L116 51V47H114V46H117V45H112V46H110V48H107L108 46H102L103 48H102V50L104 49L105 50V48H107L106 50L107 51H109L110 49V53L111 54H108V55H110V57L108 56V58H105V57H107L106 56V53H103L104 54V59H107V62H108V64H107V66L106 67H104V68H101V71L99 70V68H100V64L101 65H104L105 64V62H106V60H104L103 61V57L101 58L102 59V61L104 62V64H102L103 62H101L100 61V59H99V61H97L96 60V57L94 56L93 58H94V61L96 60L97 62H96V64H97V66L96 67H98V68H96V67H94L93 66V64L95 63H93L92 64V59H91V63H89V66H92V68H93V70L96 72H94V71H91V68H89V67H87V68H85V69H90V72H86V73H84V75L82 74V76H78V74H76V71L78 70V68L76 67L77 66V64H75L74 63V61L72 60L71 61V57L72 56H70V55H72L73 54V56H74V53H72V54H70L69 55V51H71V49H69V50H67L66 48H69V47H66V45H70L71 44V40H69L68 39V42H70L69 44L66 42V41H63V36L61 37V36H59L60 35V33H59V37H57L56 36V39L58 38V40H62L63 42H65V43H63L62 41H58V40H56L55 39V37H54V34H53V36H52V34H51V30H52V27H54V28H56L57 29V27H60V28H63V30H65L66 29V26L65 25H67L68 23H69V21H70V23H69V25H71V24H73V25H77V26H73V25H71V28L70 29H73L74 31H77V29L79 30V32H80V29H82L83 30V33H85L84 31H85V29H86V31L87 30H89L91 33H94L95 34V32H92L94 29H96V30H94V31H97L100 27V29L98 30L99 32H101L102 31V33H99V32H96V34L97 35H103V37L105 38H103L104 39V41L106 42V40H108V42H106L107 44L106 45H110V44H112L111 42H113V44H115V41H109V39H107V37H109V35H111V32H110V34H108L106 31H108V30H106V28L108 29V28H111L110 26L108 27V26H106V25H104V22H103V20H104V18H105V16H106V14L108 15V13L110 14V15H108V17H109V21L110 20H112V19H110L112 16H115V12L116 13H118V11H116L115 10V8H113V10H112V12H113V14L114 15H111V12L109 11L110 10V6L112 5H110V6H108V5H106V2H105V4L104 5H106V6H104V7H106V8H108L109 10H105V8L103 7V10H102V7H101V9L99 8L100 6H97L98 4H101V2L99 3V2H97V1H95V2H92V3H94V4H96L97 3V13L96 14H98V13H100V12H98V10H102L103 11V13H105L104 14V16H103V14H102V12H101V14H102V18H103V20H102V23H101V21H100V19L98 20L97 18H99V17H96V19L99 21V23L97 22V20L95 19H92L93 21H95V22H97V23H91L92 21H90V20H88L87 18V20L90 22V24H92L93 26H92V28L94 27V25H95V27H94V29H90V27L88 28V27H84L83 26V24H81L83 21H84V24L85 25H88L87 23H85V22H88V21H85L83 18H84V16H82V13H84L85 14V12L86 11H88V10H86L85 8H87L88 9V7L89 6H87V3L85 4L86 6H85V8H84V6L82 7V5H84V0H83V4L81 5V3H79V2H77V1H81L82 2V0H75L74 2H73V0L71 1V5H69V6H72V5H74L75 7H68L67 6V3L68 2H70V0L69 1H67V2H63L62 0H57V1H55V4H57V6L59 5H63V8L65 9H62V10H64V12L61 10V9H59L60 7H58L57 8V11H56V7H55V5L54 6H52L51 4H53V2L52 3H50V5H51V7H52V11H53V7H55V11H53V13L55 12V15H52V13H50V11H48L50 8H48L50 5H49V0L47 1V0H27ZM30 1V2H29ZM86 1V0H85ZM92 1V0H91ZM207 1V2H206ZM204 0L203 2H202V0L200 1V6L201 7H203L204 5L203 4H205V6H207L208 8H210V9H208L207 7V9L210 11H212L211 13H216L217 15L218 14H220V15H222V16H224V14H225V16L224 17H222V16H220L221 17V19L220 18H218L219 20H217V22H219V25L217 24V26L219 27V26H221V24H220V20H222L223 18H225V19H229V15H230V13H229V15H228V13L226 14L225 13V9L224 8H227V5H226V3L228 4V6L229 7H231V8H227V11L228 12H230L231 10V12H233V14H231L232 15V17L234 16V11H236V9L235 8H237V7H235L236 5H238V4H240L241 3V1H242V4L243 3H245L246 1L248 2V5L250 6L251 4H252V2H249L250 0ZM210 1V2H209ZM231 2V3H233V4H235V6L233 5V8H232V4H230L229 2ZM235 3H234V2ZM237 1H239V3L237 2ZM261 1H264V0H261ZM31 2H34L33 4H31ZM62 2V3H61ZM87 2V1H86ZM116 2V1H115ZM119 2V1H118ZM117 2V3H118ZM121 2H122V0H121ZM196 1L195 0H192V2H185V3H188V4H193V5H195V6H197L198 5V3H199V0H197V3H195ZM216 2V3H215ZM258 2H259V0H258ZM25 5H24V4ZM39 3V4H38ZM60 3V4H59ZM76 3V4H75ZM89 3V2H88ZM90 4V7H91V5L92 6H94V4ZM111 3V2H110ZM109 2H108V4H110ZM116 3V4H117ZM120 3V2H119ZM202 3V4H201ZM215 3V4H214ZM219 3H220V6L219 7H217L218 5H219ZM223 3L225 4V5H223ZM251 3V4H250ZM116 4H114V5H116ZM122 5H124L123 3H121ZM207 4V5H206ZM239 5V6H242V7H244V8H242V10H240L239 11V6H238V10L236 11L237 13H236V16H234L235 18H236V22H237V24H239L240 25V23H241V26H239V29L240 30H242V31H247V32H250V34H251V31L252 32H254V29L252 28L251 29V27L253 26V27H256V30H258V31H255V32H257V34H259V36L257 37V36H254V42H255V44L252 42V41H250L249 43H251L250 44V46L252 47V44H254L253 45V47L254 46H261V40L264 38V37H262L263 35H264V31L263 30H261V29H264V27L262 28V27H260V26H258L259 24V21H260V19H264V18H262V11L261 12H258V10L260 9V10H263V8H264V4H261V5H259V4H257V1L255 2V8H254V11H250V9H251V7H249V11H247L245 8V6H243V5ZM27 5V6H26ZM34 5H35V7H34ZM48 5V6H47ZM67 6L68 8H69V10H67L68 12H70L71 13V15H70V13H68V12H66V8H65V6ZM89 5V4H88ZM119 5V4H118ZM118 5H117V7H118ZM126 5H128V3L126 4ZM125 5V6H126ZM129 5H131V4H129ZM128 5V6H129ZM186 5V4H185ZM246 5V4H245ZM254 5V4H253ZM26 6V7H25ZM38 6V7H37ZM113 6V5H112ZM125 6H123L125 9H126V7ZM187 6H189V7H187L186 9H189L190 10V6L191 5H187ZM216 6V7H215ZM222 6V7H221ZM257 6V7H256ZM259 6H260V8H259ZM32 7H34L33 9H31ZM48 9H47V8ZM114 7V6H113ZM122 7V6H121ZM122 7V8H123ZM130 7V6H129ZM183 7H184V4H183V6H179V7H176V10H175V8L172 10V9H168L169 11L171 10V12L170 13H168V10H164V12L163 13H160L159 12V16H160V14H161V16H160V18H164V21L162 20V19H160V21H162V23H158V25H157V19L159 18V17H156V16H158V15H156L157 14V12H155V13H153V19H156L155 21L149 16V12L148 13H145V14H148V16L151 18V21L148 19V20H146V19H144V21H147V23L148 24H146V26H148L149 25V23H151L152 24V22H153V25H156L157 27L161 24V25H163L164 27H166V25L168 26V27H170V29H168L167 27H166V29H168V30H166L165 28H160V30H161V32H159V29H157V30H155L154 29V31L152 32V34L154 33V32H156V31H158V32H156L154 35V37L152 36L151 38H153V39H155V40H153V39H150V40H152L153 42H154V44H155V46H156V48L158 49L160 46L159 45H161V44H163V41L164 42H166L168 39H169V36L168 35H170V43L169 42H166L164 45H165V47H167L168 46V43L169 44H171V45H169L168 47H173V48H177V47H180V46H183V45H185V47L186 46H188L189 45V43L191 44V41H190V39L191 40H195V41H193L194 42V45L195 46H208V47H210V46H219V43H220V46L221 47H219V48H215V49H220V48H222V49H220V50H223V49H225L224 47L225 46H227V45H225V46H222L223 44H225V43H227L226 41H227V39L228 38H230V39H234L235 37L233 36V38L232 37H228L229 35H227V32L223 29L222 30V28L220 27L219 29H218V27L216 28V27H213V28H211L212 27V25H211V23L214 21V16H216L215 14H214V16H213V14L211 15V13L207 10V15H208V13L211 15H209V16H206L205 15V13L201 16V18L203 19V22H204V25L202 26V28L203 27H206L205 25H207L208 27H207V29H209V31L208 30H206V31H208V33L204 36V33H203V37H202V34L201 35H196L195 34V31H196V29H195V31H194V34L195 35H192L193 34V32H192V37L190 36V38H187L188 36H189V25H187V26H185L184 27V31H186L185 29H187V31H188V33H187V31L185 32V33H181V29H182V27L180 28L179 26H180V22H181V20H182V23H184V20H185V18L186 19H189V17H188V15L186 14V10H185V7H184V9H183ZM224 7V8H223ZM37 8H38V10H37ZM42 8V9H41ZM67 8V9H68ZM71 8V9H70ZM76 8H78V10L80 9H82L83 10V8H84V10L83 11H79L80 12V16H76V15H79V12H77V10H76ZM92 8V7H91ZM138 8V7H137ZM137 8L135 9V10H137ZM144 8H146V7H144ZM177 8H178V11H177ZM213 8H217V9H219L220 10V8L222 9V11L220 10V11H213ZM44 9V10H43ZM93 10H90L91 12L92 11H94V13H95V9L94 8H92ZM117 9V8H116ZM118 9H120V8H118ZM139 9V8H138ZM231 9V10H230ZM241 9V8H240ZM253 9V8H252ZM31 10V11H30ZM51 10V9H50ZM74 10L77 12V13H74ZM122 10V9H121ZM120 10V11H121ZM127 10V9H126ZM126 10H124V12L126 11ZM153 10V9H152ZM155 10V9H154ZM153 10V11H154ZM243 10H244V12H246L247 14L249 13L250 15H252V17L250 16L249 17V15L247 16H245V14L243 13ZM40 11V12H39ZM58 11H60V12H58ZM62 11V12H61ZM89 11V12H90ZM106 11H109V12H106ZM129 11V9L126 11V13ZM166 11V12H165ZM224 11V12H223ZM226 11V12H227ZM31 12H33V13H31ZM50 14H49V13ZM57 12V13H56ZM73 12V13H72ZM88 12V13H89ZM123 12V13H124ZM177 12H179V13H177ZM181 12H184V13H181ZM219 12H222V13H224V14H221V13H219ZM264 12V11H263ZM41 13V14H40ZM46 13V14H45ZM48 13V14H47ZM58 13H63V15L64 14H67L68 13V15H69V17H67V16H62V14H61V16L60 15H58ZM88 13H86V16L88 15V17L90 18V16L93 14V12H92V14H88ZM120 13V12H119ZM133 13V12H132ZM164 13H166L165 15H164ZM176 13H177V15H176ZM238 13L239 14H241L242 16H241V19H239L240 18V15H239V18H238ZM258 14L257 16H255L256 14ZM37 14V15H36ZM39 14V15H38ZM83 14V15H84ZM95 14V16H99L100 14H98V15H96ZM163 14V15H162ZM174 14V15H173ZM253 14H255V15H253ZM48 15H52V17L53 16H55L54 17V19H52V17L50 18V17H48ZM56 15H57V17H60V18H57L56 17ZM90 15V16H89ZM131 15V14H130ZM144 15V14H143ZM151 15V14H150ZM155 15V16H154ZM167 15V16H166ZM168 15H171V17H172V15H173V20H172V18L171 17H169ZM179 15H182V16H179ZM204 15H205V17H209L207 20H209V19H211V21H207L206 22V19H205V17H204ZM245 17H244V16ZM34 16H36L37 17V19H36V17H34ZM42 16V17H41ZM70 16H72V17H70ZM94 16V17H95ZM125 15L123 14V17H124ZM163 16V17H162ZM184 16V17H183ZM255 16V17H254ZM19 17V18H18ZM40 17V18H39ZM107 17V16H106ZM107 17V18H108ZM122 17V16H121ZM132 17V15L130 16V18ZM140 17H142V15L140 16ZM139 17V15H138V19L140 18ZM167 17L169 18V19H167ZM177 18V20H176V18ZM182 18V19H180V18ZM217 17V16H216ZM216 17H215V19H216ZM243 17L245 18L244 19V22H241V21H243ZM28 18H30V19H28ZM34 18V19H33ZM49 18H50V20H51V23L50 22H48L49 21ZM57 18V19H56ZM76 18V19H75ZM78 18V19H77ZM92 18H93V16H92ZM107 18H105V19H107ZM112 18H114V17H112ZM145 18H147V17H145ZM175 18V19H174ZM213 18V19H212ZM247 18H250V20H247ZM258 18H260L259 20H258ZM65 19V20H64ZM67 19V20H66ZM179 19H180V21H179ZM184 19V20H183ZM224 19V20H225ZM252 19V20H251ZM254 19L255 20H257V21H254ZM39 20V21H38ZM53 20H55V21H53ZM75 20V22H77L78 21V23L79 24H81L83 27L81 28V25H80V27H79V24H77V23H75V22H73ZM82 20V21H81ZM108 20H105L106 22L105 23H109V25H111L110 24V22L108 21ZM115 20V19H114ZM122 20H124V19H122ZM131 20V19H130ZM130 20H128L127 21V23L128 22H130V24H131V21ZM140 21H141V19H139ZM169 20V21H168ZM171 20V21H170ZM224 20H222V24H223V22H225ZM237 20H241L239 23H238V21ZM246 20L248 21V23H246ZM27 23H26V22ZM43 21V22H42ZM47 21V22H46ZM52 21L54 22V23H52ZM60 21L61 22H63V24L62 23H60ZM108 21V22H107ZM116 21V20H115ZM167 21H168V23H169V25L167 24ZM229 21H231V20H228V22ZM250 21V22H249ZM17 22V23H16ZM112 22H114L113 20H112ZM124 22H125V20H124ZM132 22H134V21H132ZM143 22V21H142ZM165 22V23H164ZM203 22H202V24H203ZM255 22H257L256 24H258V25H256L255 24ZM43 23V24H42ZM46 23V24H45ZM48 23V24H47ZM66 23V24H65ZM116 22H114V24H115ZM122 23L123 22H121V25H122ZM126 23V22H125ZM125 23H123V25H125V26H123L122 25V27L124 28V27H127V25L125 24ZM136 23V22H135ZM139 23V22H138ZM174 23V24H173ZM180 23V24H179ZM230 24H231V22H229ZM251 23H253V25L251 24ZM32 24V25H31ZM51 24H52V26H51ZM54 24V25H53ZM97 24L100 26H97ZM113 23H112V25H114ZM128 25L129 26V29L130 30H132V26L131 25ZM134 23H132V25H133ZM165 24V25H164ZM171 24H173L172 26L174 27H172L171 26ZM230 24H228V25H230ZM18 25V26H17ZM39 25V26H38ZM45 25V26H44ZM47 25V26H46ZM50 27H49V26ZM68 25V27H70ZM145 25V24H144ZM153 25H149V26H153ZM176 25V26H175ZM179 25V26H178ZM195 26V24H191V28L192 27H194ZM209 25H211V26H209ZM227 25V26H228ZM250 25V26H249ZM256 25V26H255ZM11 26V27H10ZM12 26H14L13 28V30H15V28L18 30V31H20V30H22V33L21 32H13L12 33V31L13 30H11V28H12ZM23 26V27H22ZM42 26V27H41ZM91 26V25H90ZM102 26H106L105 27V29L103 28L102 29ZM134 26H135V24H134ZM137 26H139V24L137 25ZM148 26V27H149ZM154 27V28H157V27ZM182 26V25H181ZM226 26V25H225ZM225 26H224V28H225ZM10 27V28H9ZM76 27H78V28H76ZM97 27H98V29H97ZM116 27H117V23H116V26H115V29H116ZM186 27H188V28H186ZM243 27H244V29L245 28H247V29H243ZM257 27H259V28H257ZM76 28V29H75ZM114 28V27H113ZM112 28V29H113ZM159 28V27H158ZM177 28H179V29H177ZM228 28H229V26H228ZM49 29V30H48ZM128 29V28H127ZM128 29V30H129ZM162 29H164L165 31L163 32L162 31ZM210 29H215V31L214 32H210ZM217 29H218V31H217ZM221 29V31H219ZM249 29V30H248ZM259 29H260V32H259ZM11 30V31H10ZM17 30H15V31H17ZM34 30H35V32H34ZM38 30V31H37ZM45 30H47V31H45ZM54 30V29H53ZM52 30V31H53ZM59 30H62V29H59ZM105 30V35H107L108 34V36L107 37H105V35H104V31ZM178 30V31H177ZM4 31V32H3ZM41 31V32H40ZM45 31V32H44ZM56 32H58L57 30H55ZM65 31H70V30H65ZM74 31H71V33H70V36H72V32H74ZM113 31H115L114 29H113ZM3 32V33H2ZM24 32H26L27 33V35L26 34H24ZM37 32V33H36ZM163 32V33H162ZM166 32V33H165ZM180 34H179V33ZM219 32V33H218ZM224 32H226V35H224L223 36V34H224ZM17 34V36H19L20 37V33L21 34H24L22 37H17L16 36V34ZM53 33V32H52ZM65 32H63V34H64ZM81 33H82V31H81ZM91 33L88 35V33L86 34L85 33V35H87L86 37H97V36H94L93 34V36L91 35ZM107 33V34H106ZM112 33H114V32H112ZM159 33L161 34V35H159ZM210 33H211V35H210ZM212 33L214 34V36L212 35ZM216 33V34H215ZM230 34H233V33H231V32H229ZM12 34V35H11ZM37 36H36V35ZM61 34H62V31H61ZM179 34V35H178ZM187 34V35H186ZM256 33H254V35H257ZM260 34H263V35H260ZM26 35V36H25ZM33 36V39H31L32 38V36ZM78 35V34H77ZM99 35V36H100ZM101 35V36H102ZM180 36V37H176V36ZM185 36V38L188 40H186L185 38H184V36ZM215 35H218L219 36V38L218 37H216ZM221 35V36H220ZM6 36V37H5ZM13 36V37H12ZM15 36V37H14ZM39 36V37H38ZM64 36H65V34H64ZM66 36H69V34L68 35H66ZM65 36V37H66ZM74 36V35H73ZM72 36V37H73ZM100 36V37H101ZM112 36V35H111ZM128 36V35H127ZM157 36V37H156ZM160 36V37H159ZM163 36V37H162ZM167 36H168V38H167ZM187 36V37H186ZM197 37V38H194V37ZM253 36V35H252ZM11 37L12 38H14L13 40L17 43V46L19 45V47L18 48H16L15 47V45H16V43L13 41V40H11ZM17 37V38H16ZM30 37V40H34L35 42V44L33 43H31L30 44V40H28V38ZM36 37V38H35ZM39 38V41H40V39H47V43L43 40V41H40L39 42V44H38V38ZM41 37V38H40ZM54 37V38H53ZM75 37V36H74ZM73 37V38H74ZM79 37H80V34H79ZM82 37H85L84 36V34L82 35ZM113 37V36H112ZM111 37V38H112ZM166 39H165V38ZM172 37V38H171ZM199 37H201V40H200V38ZM208 37V38H207ZM216 38V40H214L215 38ZM221 37V38H220ZM224 37V39H225V42H220V41H224V39H222ZM10 38V45H11V49L13 50V51H10L9 50V46L10 45H8L9 43V41H8V39ZM25 38V39H24ZM61 38H63V39H61ZM70 38V37H69ZM72 38V39H73ZM76 38V37H75ZM81 38V37H80ZM87 38V39H88ZM99 37H97V39H98ZM102 38V37H101ZM101 38H100V41H101ZM110 38V37H109ZM126 38H128V37H126ZM160 40H159V39ZM178 40V41H176V39ZM181 38V39H180ZM206 38V39H205ZM214 38V39H213ZM257 38H259L258 39V42H257ZM262 38V39H261ZM3 39H7L6 41H3ZM18 39H20V40H18ZM22 39V40H21ZM26 39H27V41H29V43H27L26 42ZM65 39H67V38H65ZM84 40H85V38H83ZM90 39V38H89ZM94 39V38H93ZM96 39V38H95ZM162 39H164V40H162ZM174 40V42H171L172 40ZM214 40V43L216 44H213L212 42L210 43V41L211 40ZM218 39V40H217ZM222 39V40H221ZM16 40H18V42L16 41ZM25 42H24V41ZM84 40L82 41V43H84ZM114 40H115V38H114ZM159 40V41H158ZM168 40V41H169ZM197 40H198V42H199V44H197L196 45V43H197ZM207 40H208V42H209V44H206L205 45V43L204 42H206V43H208L207 42ZM253 40V39H252ZM8 41V42H7ZM23 41V43L21 44L20 42H22ZM57 41V42H56ZM76 41V40H75ZM99 41V40H98ZM99 41V42H100ZM156 41V42H155ZM162 43H161V42ZM233 41H235L236 42V39L235 40H233ZM6 42V43H5ZM12 42H14L15 43V45H13L14 43H12ZM33 42V41H32ZM37 42V43H36ZM45 42V43H44ZM73 42H74V40H73ZM77 42V41H76ZM90 42H91V40H90ZM99 42H97V43H99ZM153 42H151L152 44H153ZM196 42V43H195ZM8 43V44H7ZM40 43H42L41 45H40ZM75 43V42H74ZM79 43H81V41L79 42ZM96 43V41L95 42H91V44L89 43L88 44V47L89 46H91L92 47V45L94 44H97ZM101 43V42H100ZM104 42H102L101 43V45L103 44ZM151 43H150V46H152L151 45ZM158 43H160V44H158ZM177 43H179V44H177ZM184 43V44H183ZM186 43H187V45H186ZM5 44V45H4ZM26 44L27 45H29L30 47H32V50H30L31 48L29 47V46H26ZM73 44V43H72ZM76 44V43H75ZM154 44H153V46H154ZM157 44V45H156ZM201 44V45H200ZM211 44V45H210ZM228 44V43H227ZM229 44H232V42H229ZM257 44V45H256ZM259 44V45H258ZM7 45V46H6ZM24 45V46H23ZM35 45V46H34ZM77 45L78 44H76V45H73L72 47H70V48H74V47H77ZM80 45V44H79ZM78 45V46H79ZM100 45V46H101ZM163 45V46H164ZM210 45V46H209ZM96 46V45H95ZM94 46V47H95ZM99 46V47H100ZM121 46V45H120ZM122 46L124 47L123 49H125V47L126 48H128L129 46H125V45H123V43H122ZM121 46V47H122ZM145 46V45H144ZM143 46V47H144ZM159 46V47H158ZM232 46V45H231ZM246 46H249L248 44L246 45ZM14 47H15V49H14ZM23 47H25V48H23ZM42 47V48H41ZM48 47V48H47ZM80 47V46H79ZM93 47V48H94ZM105 47V48H104ZM132 47H134L135 48V46H131V49H132ZM140 47H142V46H139V48H138V46H137V48L138 49H135V50H137V52L140 50ZM142 47V48H143ZM167 47V48H168ZM229 47H230V45H229ZM233 47V46H232ZM26 48H27V50H30V51H35V50H39V51H35V53L37 54H33V52L32 53H30V51H29V53L30 54H32L31 55V57H27V55H28V52H27V50H26ZM28 48H30V49H28ZM78 48V47H77ZM81 48H83L84 49V47H82L81 46ZM85 48H87V46H85ZM160 48H162V45H161V47ZM212 48V47H211ZM228 48V47H227ZM226 48V49H227ZM6 49V50H5ZM7 49H8V51H7ZM96 49H98V48H96ZM95 49V50H96ZM114 49V50H113ZM171 49V48H170ZM186 49H188V50H186V51H173L172 50V52L174 53V55L172 54H170L169 52H167L168 50H161V51H159V50H156V51H158V52H161L160 54H159V57H163L164 56V54H166L167 56H168V59L169 58H171V57H173V59L175 58V60H174V62L177 64V62H176V59L177 58H179L180 57V59L183 57L184 59H186L187 58V55L186 54H188V51H190L191 53H193V50L192 49H190V46H188ZM204 49V48H203ZM213 50H215L214 48H212ZM73 50V49H72ZM75 50H76V48H75ZM86 50H88V49H86ZM85 50V52H87ZM91 50H92V48H91ZM94 50V49H93ZM99 50V49H98ZM100 50H101V48H100ZM102 51V52H106V50L105 51ZM127 50V49H126ZM126 50H124L125 52H126ZM205 50H206V48H205ZM207 50H208V48H207ZM6 51H7V53H6ZM16 51H18V54L20 55L21 54V52L23 53V52H27V54H26V56L24 55L25 53H23V56H25L26 58H28L27 60L26 59H24V57H21V56H19V57H17L16 59L13 57L14 55H15V57H16V54L14 53V52H16ZM21 51V52H20ZM69 53H68V52ZM78 51H80V50H78ZM81 51H83V50H81ZM129 51V50H128ZM155 51V52H156ZM170 51V50H169ZM196 51V50H195ZM199 49H197V52L196 53H200V55H201V52H203V50H201V51H199ZM210 51H212V50H210L209 49V52ZM216 51V50H215ZM8 52H10L9 54H8ZM72 52V51H71ZM166 52V53H165ZM187 52V53H186ZM226 52V51H225ZM224 51H219V53H221V55H218V54H216V52H215V58L216 57H222V53L224 54L225 53ZM248 52V51H247ZM252 52V54L250 53V52H248L249 53V55L248 56H250V58H248V60H247V58L245 59L244 58V60H246V61H248L247 63L246 62H244V67L245 66H248V67H250L249 68V70L250 71H252V70H254L257 66H255L254 65V63L253 62H255V61H253L252 62V60H256L257 59V57L256 56H258L255 52H253V51H251ZM11 53H13V54H11ZM17 53V52H16ZM80 53V52H79ZM88 53V52H87ZM87 53H85L86 55H87ZM90 53H92L91 51H90ZM89 53V54H90ZM95 53V55H96V51H94L93 52V54ZM113 53H114V55H113ZM128 53H130V52H128ZM194 54V55H196V57L195 56H193V55H190V57H191V60H189L190 61V63L192 62V61H195L194 63L195 64H198L197 66H199L200 65V67L199 68H201V69H203L204 68V70L205 71H199V69L197 70V71H199V73L200 74H202V76H204L205 77V75L204 74H206V71H209V72H207V74H206V76H208V78H210L211 76H209V74L208 73H210V72H214V71H216L215 73H217V72H220V70H222L224 67H222V69H217L216 70V68H215V66L214 67H211L212 65H211V63H212V61H213V63H214V61H216L217 60V58H216V60H215V58L214 59H212V60H208V58L207 57H205L204 55L207 53H205L204 55H203V53H202V56H198L197 57V54ZM228 53H229V51H228ZM228 53H225L224 55H225V57H226V55H228ZM8 54V55H7ZM43 54V55H42ZM78 53H77V51H76V54H75V56L77 55ZM83 54H84V52H83ZM82 54V55H83ZM88 54V55H89ZM98 54V53H97ZM99 54H100V52H99ZM98 54V57L100 56ZM102 54V53H101ZM102 54V55H103ZM162 54V56H160ZM176 54H179L178 55V57H177V55ZM190 54V53H189ZM189 54H188V56H189ZM208 54H210V53H208ZM212 54V53H211ZM246 54V53H245ZM63 55V56H62ZM81 55V56H82ZM86 55H84V60H85V58L87 57ZM91 55V54H90ZM101 55V56H102ZM213 55V54H212ZM211 55V56H212ZM230 55V54H229ZM232 55V54H231ZM29 56V55H28ZM34 56L35 57H38V58H34ZM74 56V57H75ZM81 56H79V54H78V56L77 57H75V59L78 61L79 60V58L81 57ZM100 56V57H101ZM111 56H115V58H113V57H111ZM166 56V57H167ZM175 56V57H174ZM204 56V57H203ZM209 56V55H208ZM233 56H234V54H233ZM237 56V55H236ZM253 56H254V58L256 57V59H253ZM262 56L263 55H259V58L256 60V61H259V59H261L262 58ZM74 57H72V59L74 58ZM90 57H92V56H90ZM165 57V56H164ZM166 57H165V60H166ZM190 57H189V59H190ZM203 57V58H202ZM240 57V56H239ZM246 57V56H245ZM113 58L114 59V62L113 63H110L111 62V59ZM182 58V59H183ZM210 59H211V57H209ZM213 58V57H212ZM230 58V57H229ZM228 57H227V59H229ZM234 58V57H233ZM264 58V57H263ZM18 59H20V60H18ZM31 59V60H30ZM81 59H83V56H82V58H80V63H81ZM88 60H89V56H88V58H87ZM181 59V60H182ZM194 59V60H193ZM201 59H202V61H201ZM222 59H224V56L222 57ZM221 59V60H222ZM242 60H243V58H241ZM241 59H239L238 58V60H240L241 61ZM9 60V61H10ZM26 60V61H25ZM64 60H66L65 61V63H64ZM87 60V61H88ZM108 60H110V61H108ZM178 60V59H177ZM187 60H188V58H187ZM233 60H237V58L236 59H233ZM262 60H264V59H262ZM261 60V61H262ZM71 63H70V62ZM76 61V62H77ZM86 61V60H85ZM85 61L84 62H82L81 64H83L84 65V63H85ZM160 61V60H159ZM162 61H163V58H162ZM189 61L187 62L188 64H189ZM227 61V60H226ZM229 61H231L230 59L228 60V63H229ZM31 64L32 62H33V66L32 65H30L29 63ZM70 63V64H68V65H71V64H73V66H71L72 68L70 69L69 67H68V69H62L63 68V66L62 65H66V63ZM100 62V64H98ZM183 62H185L184 60H183ZM186 62H185V65H188V64H186ZM223 61H221V62H218L219 64L221 63V64H227V62L225 63V62H223ZM232 62L233 61H231V64H232ZM235 62H237V61H235ZM243 62V61H242ZM249 62H251V64L255 67H253L252 65L250 66V63ZM40 63V64H39ZM179 63V62H178ZM193 63V65L195 66V64ZM238 63V62H237ZM245 63L247 64V65H245ZM256 63H258V62H256ZM26 64V65H25ZM81 64H79L78 63V65H81ZM86 64H88V63H86ZM110 64V65H109ZM162 63L161 62H158V65L160 66ZM234 64V63H233ZM236 64V63H235ZM234 64V65H235ZM239 64V63H238ZM238 64H237V66H238ZM249 64V65H248ZM258 64H260V66H262V64L264 65V62L262 63V62H259ZM257 64V65H258ZM37 65V66H36ZM43 65V66H42ZM106 65V64H105ZM163 65V64H162ZM180 65V64H179ZM234 65H233V67H234ZM240 65H242V63L241 64H239V68L241 67ZM29 69H27L26 67ZM39 66V67H38ZM60 66L62 67V68H60ZM87 66V65H86ZM181 66H184V65H181ZM196 66V67H197ZM202 66V67H201ZM260 66H259V69H261L260 68ZM23 67V68H22ZM31 67H32V69H31ZM67 66H64V68H66ZM82 67V66H81ZM84 67V66H83ZM103 67V66H102ZM184 67H186V66H184ZM189 67V66H188ZM193 67V66H192ZM217 68H219L218 66H216ZM243 67V66H242ZM241 67V68H242ZM244 67H243V69H244ZM263 67V66H262ZM27 70H26V69ZM55 68H53V69H55ZM105 68H107V69H105ZM157 68V67H156ZM177 68H180L181 69V67L179 66L178 67V65L176 66L175 65V69H177ZM210 68H212V69H210ZM220 68H221V66H220ZM226 68V67H225ZM238 68V67H237ZM238 68V69H239ZM240 68V70H242ZM246 68V67H245ZM31 69V70H30ZM35 69V70H34ZM52 69V70H53ZM102 69H105L104 70V72H103V70ZM182 69H183V67H182ZM191 69V68H190ZM21 70H22V72H21ZM37 70V71H36ZM81 69H79V71H80ZM100 72H99V71ZM107 70V71H106ZM112 70H113V72H112ZM159 70H161V68L159 69ZM184 70V69H183ZM187 70V69H186ZM189 70V69H188ZM256 71L258 70V68H256L255 69ZM28 72V74L27 73H25V72ZM84 71V70H83ZM82 70H81V72H83ZM86 71H88V70H86ZM175 71V70H174ZM177 71V70H176ZM182 71V70H181ZM224 71V70H223ZM223 71H221V73L223 72ZM26 74H24V73ZM47 74V76H46V74ZM65 72H63V73H65ZM78 72V71H77ZM92 72H94V73H92ZM105 72H106V74H107V76L109 75H111L110 77H109V80L112 82V83H110V81H109V83H110V85H113V86H110L111 87V89H109V87L108 88H106V86L108 85L107 83H108V81H107V83H106V81L105 80H108V78L106 77V74H105ZM108 72V73H107ZM109 72H110V74H109ZM157 72H159V71H157ZM162 71H160L159 72V74L161 73ZM179 72V71H178ZM192 72V74L191 75H193V79L192 80H190V81H185V83L186 82H191V81H194V79L196 78V79H198V75H197V73L198 72H196L195 71V68L193 67V69L190 71V73ZM205 72V73H204ZM62 72H61V74L62 75H64ZM99 75H98V74ZM101 73H102V75H101ZM57 74H60V72L59 73H57ZM66 74L67 73H65V76H66ZM73 74V75H72ZM86 74V75H85ZM179 74V73H178ZM28 75V76H27ZM49 75V76H48ZM62 75L61 76H58V77H62ZM68 75V74H67ZM72 75V76H71ZM79 75H81V73L79 74ZM104 75V76H103ZM177 75V74H176ZM191 75H190V78H191ZM214 75H217V74H214ZM68 76V77H69ZM102 76V77H101ZM113 76V77H112ZM196 76H198V77H196ZM223 77V75H220L219 77L218 76H216V78H218V79H222V77ZM45 77H42V79L41 80H39V85H42L43 84V81H47V78H45ZM57 76H55V78H56ZM70 77H69V79H70ZM251 77V76H250ZM255 77V76H254ZM254 77H252V78H254ZM111 78H113V79H115L116 80V82H113V79H111ZM203 78V77H202ZM201 78V79H202ZM215 78V77H214ZM46 79V80H45ZM59 79V78H58ZM57 79V80H58ZM62 78H60L59 80H61ZM70 79V80H71ZM195 79V80H196ZM199 79H200V77H199ZM200 79V80H201ZM205 79V78H204ZM210 79H212V77L210 78ZM209 79V80H210ZM223 79H224V77H223ZM49 80V79H48ZM50 80H51V78H50ZM64 80V79H63ZM70 80H66V77H65V80H64V82L66 81V82H70ZM98 80H96L95 81V83H97L98 82ZM114 80V81H115ZM209 80H207V82H209ZM52 81H54V78H53V80ZM80 81V82H81ZM140 81L142 82V79H138V82L140 83ZM202 81V80H201ZM60 83H61V81H59ZM63 82V81H62ZM86 82V83H85ZM98 82V83H99ZM195 82V84H196V86H197V84H199L200 86L201 85H203V88H201V89H205V91L204 90H198L197 89V91H201V93L200 92H198V93H195L196 95H197V97L195 98L196 100H197V102L196 103H198L199 101H198V96H201V97H203L204 98V96H202L203 95V92H208V91H211L210 89H209V87H211V84L209 83V85H206L207 84V82H204V83H199V81L198 80H196V81H194ZM194 82H191V83H194ZM37 83V84H38ZM77 83V84H76ZM104 83L106 84V85H104ZM206 83V84H205ZM224 83H226L225 81H224ZM245 83V82H244ZM243 83V84H244ZM45 84V83H44ZM76 84V85H75ZM87 84V85H86ZM141 84V83H140ZM160 84V83H159ZM190 84V83H189ZM195 84H190V86L191 87H193V85H195ZM205 84V85H204ZM229 84V83H228ZM238 84V83H237ZM241 84V83H240ZM246 84V83H245ZM245 84H244V86H245ZM49 85V84H48ZM72 85V86H71ZM82 85H86L85 87L87 88H85L84 86L82 87ZM199 85H198V87H199ZM250 85H251V83H250ZM61 86V85H60ZM89 86V87H88ZM90 86H91V89H90ZM95 86V87H96ZM206 86H209V87H206ZM218 86V85H217ZM220 86H223L221 83H220ZM225 86V85H224ZM237 86V85H236ZM242 84L240 85V90H243V89H241L242 87ZM243 86V87H244ZM46 87V88H45ZM53 87V86H52ZM67 87L68 88H70L69 89V91H68V89H67ZM103 87V88H102ZM105 87V88H104ZM195 87V86H194ZM238 87H239V85H238ZM47 88H48V90H47ZM99 88H101V90L99 89ZM195 88H197V87H195ZM194 88V89H195ZM212 88V87H211ZM219 88V87H218ZM224 88V90L223 91H225V89H226V87H223ZM222 88V89H223ZM228 88V87H227ZM46 89V90H45ZM56 89V90H55ZM108 89V90H107ZM194 89H192L193 91H194ZM212 89H214V88H212ZM222 89H220L219 88V91L220 90H222ZM52 90H54V91H52ZM59 90V91H58ZM71 90V91H70ZM74 90V91H73ZM105 90V91H104ZM112 90H113V92H112ZM115 90V91H114ZM192 90H191V92H192ZM196 90V89H195ZM206 90H208V91H206ZM236 90H238V88H236ZM235 90V91H236ZM48 91H50V93L48 92ZM64 91H66V92H64ZM100 91H102V92H100ZM203 91V92H202ZM239 91V90H238ZM75 92H76V94H77V96L75 95ZM190 92V93H191ZM218 92V91H217ZM216 92V93H217ZM227 92V91H226ZM225 92V93H226ZM47 93H49V94H47ZM69 93V94H68ZM106 93V94H105ZM214 93V92H213ZM224 93V94H225ZM234 93H236V92H234ZM241 93H243V92H241ZM241 93H237L236 95L238 96V94H241ZM63 94V95H62ZM105 94V95H104ZM114 94V95H113ZM192 94V93H191ZM209 94H211V93H209ZM208 93H206L205 94V96L207 97L208 95H209ZM215 94V93H214ZM214 94H213V96H214ZM228 94V93H227ZM226 94V95H227ZM244 94H245V92H244ZM52 97H51V96ZM54 95V96H53ZM55 95H57V96H55ZM66 95H68V97H66ZM71 96V98H70V96ZM108 95V96H107ZM111 95V96H110ZM190 95V94H189ZM189 95H188V97H189ZM212 95V94H211ZM209 96V97H207V99L208 98H210L211 99V102H212V100L214 99H212L211 97L212 96ZM219 95H220V93H219ZM223 95V94H222ZM236 95H234V99H236ZM243 95V94H242ZM59 96V98H57ZM114 96H115V99H113L114 98ZM190 96H192V95H190ZM194 97H195V95H193ZM216 96V95H215ZM52 99H51V98ZM57 99V102H55L54 103V101L56 100L55 98ZM74 97V98H73ZM103 97V98H102ZM106 97V98H105ZM110 97H113V98H110ZM239 97V98H238ZM237 97V100L238 99H240V96H238ZM54 98V99H53ZM62 98L64 99L65 98V100H64V102L62 101ZM68 98H70V100H68ZM86 98V99H87ZM92 98V99H91ZM99 98H101V99H99ZM107 98H110V100L113 102V105H112V102H110ZM191 98H193V97H191ZM101 100V102L99 103V101H97V100ZM218 99V98H217ZM52 100H54V101H52ZM103 100V101H102ZM195 100V101H196ZM241 100V99H240ZM240 100L238 101V103L240 102ZM61 101V103L59 104V102ZM68 101V102H67ZM91 101V102H90ZM142 101V100H141ZM183 101V103H184V99L182 100ZM195 101H194V99H192L191 100V104H195ZM208 101H209V99H208ZM208 101H207V104H209V103H211L210 101H209V103H208ZM219 101V100H218ZM228 101V100H227ZM234 101H236V100H234ZM50 102V103H49ZM109 102V103H108ZM194 102V103H193ZM214 102V101H213ZM216 102V101H215ZM92 103H93V105H92ZM96 103L98 104V105H96ZM158 103V102H157ZM201 103V102H200ZM242 103V102H241ZM241 103H240V106H241ZM69 104H71V106L72 107H69ZM76 107H73V105ZM91 105V107H90V105ZM205 104V105H204ZM143 105H144V103H143ZM143 105H140L141 107L143 106ZM159 105L160 104H158L157 106H158V109L159 108H161L160 109V111H162V109H163V106L162 107H159ZM193 105H192V108L191 109H193ZM63 106V107H62ZM102 107V106H104V107H102L103 108V111H104V114H103V111H102V108L101 109H99V107ZM113 106H115V107H113ZM139 106V107H140ZM153 106L154 105H152V109L150 108L149 109V107L150 106H148V108L144 105L143 107H145V109L147 108V109H149L150 111L151 110H153ZM157 106H155V108L157 109ZM181 106H182V103H181ZM209 106V105H208ZM211 106V105H210ZM224 106L226 107L227 105H225L224 104ZM240 106H237V107H240ZM62 107V109H60ZM84 107V108H83ZM222 107V106H221ZM224 107V108H225ZM236 107V108H237ZM80 108V109H79ZM104 108H106V109H104ZM220 108V107H219ZM227 108V107H226ZM226 108L224 109V111H226ZM242 107H240V109H241ZM85 110V115L86 116H83L84 114L82 113V112H80V110ZM109 109V110H108ZM114 109V110H113ZM146 109V110H147ZM157 109V110H158ZM218 109V108H217ZM221 109L222 108H220V111H221ZM235 109V108H234ZM233 109V110H234ZM52 110H54V109H52ZM64 110H62V111H64ZM92 110V111H91ZM114 111L113 113H111V111ZM139 110V109H138ZM141 110V109H140ZM145 110V111H146ZM157 110H153V111H155V112H157ZM187 110V111H186ZM203 110V111H202ZM206 112H205V111ZM228 110V109H227ZM231 110V109H230ZM238 111V109H235L234 111ZM110 111V112H109ZM152 111V112H153ZM219 110L217 111L218 112V116L220 115V116H222V114L224 115V113H223V110L220 112ZM236 111V112H237ZM241 111H242V109H241ZM102 112V113H101ZM107 112H108V115H110V117L107 115ZM142 112V111H141ZM158 112H159V110H158ZM109 113H111V114H109ZM173 113V112H172ZM208 113V114H207ZM234 113V112H233ZM72 114V115H71ZM101 114V115H100ZM171 114V113H170ZM170 114H167L166 116H164V117H162V115H161V117L164 119L163 121H167L166 123L164 122V124H167V127H168V124L170 125V123H171V125L170 126H172V127H168L169 129L170 128H172V129H174V131H177L178 129V127L176 126V125H172V123H174V121L176 120V119H172L173 121H171V118L173 117L174 118V116L176 115H170ZM174 114V113H173ZM204 114V115H205ZM226 115L227 114H229L228 115V117H230V116H232V117H234V116H236L235 115V113L232 115V113H229V112H227V113H225ZM78 115V116H77ZM153 115V114H152ZM169 115V116H168ZM195 115V116H194ZM204 116L205 118H206V120H205V122H210L208 119V117L209 116ZM225 115V116H226ZM239 115V113L237 114V116ZM241 115H242V113H241ZM103 116H104V118H103ZM140 116H145V115H143V114H140L139 115V117ZM151 116V115H150ZM176 116H178V115H176ZM175 116V117H176ZM215 116V117H214ZM217 116V117H218ZM237 116H236V118H237ZM83 117H84V119H83ZM101 117L103 118V120L105 119L106 121H107V119H106V117H108V122L110 123H108V122H106V121H103L102 119H101ZM152 117V116H151ZM160 117V118H161ZM165 117H168L169 119H165ZM171 117V118H170ZM197 117V118H196ZM213 119H212V118ZM217 117H216V119H217ZM78 118H79V120H78ZM146 117H144V119H145ZM176 118H178V117H176ZM238 118H240V116L238 117ZM243 118V117H242ZM242 118H240V119H242ZM81 119V120H80ZM87 119V120H86ZM221 119V118H220ZM224 119H226L227 120V116H226V118L224 117ZM92 120V121H91ZM99 120V121H98ZM100 120H102L103 121V123H102V125H101V122H100ZM143 120V119H142ZM208 120V121H207ZM243 122L244 123H242V120H236L237 122L239 121V122H241L242 123V125H240V123L238 124V125H240V126H238L237 124H235V125H237L236 127H237V130L235 131L236 133H237V131L240 129V131H242L241 129H245L244 127H246V125H245V118H243ZM85 121V122H84ZM91 121V122H90ZM143 121H146V119L145 120H143ZM170 121V122H169ZM216 121H218V120H215L214 121V124H215V122ZM221 121H223V120H221ZM79 122V123H78ZM91 124H90V123ZM100 122V123H99ZM200 122V123H199ZM211 122V123H212ZM220 122V121H219ZM219 122H217V123H219ZM224 122H225V120H224ZM96 123H98L97 125H95ZM107 125H106V124ZM145 123V122H144ZM158 123V122H157ZM163 122H161V125L158 123V126H159V128H162V127H160V126H162V125H164V124H162ZM187 123H188V121H187ZM191 123V124H190ZM249 123H252V121L251 122H249ZM142 124H143V122H142ZM141 124V125H142ZM152 124H154L153 122H152ZM197 124H199V125H197ZM206 124H210V123H206ZM205 123H203V125L205 126L206 125ZM225 124V125H224ZM247 124V123H246ZM88 125V126H87ZM110 127H109V126ZM113 125H112V127H113ZM121 125V124H120ZM129 125H131V124H129ZM140 125V124H139ZM145 125V124H144ZM157 125V124H156ZM155 125V126H156ZM210 125H212V124H210ZM222 125V124H221ZM220 125V126H221ZM223 125L225 126V127H227L228 125H229V123H228V121H226L225 123H223ZM222 125V126H223ZM143 126V125H142ZM213 127L214 126H216V125H212ZM217 126H219V124H217ZM219 126V127H220ZM222 126H221V128H222ZM223 126V128L222 129H219V130H221L222 131V133L221 134H223V137L224 136H226V135H228L229 134V132L227 131V129L225 128ZM247 126H249V124L247 125ZM252 125L250 124V126L249 127H251ZM103 127V128H102ZM107 127H109L107 130H106V128ZM129 127H131V126H129ZM132 127H134V124H132ZM144 127V126H143ZM152 127H154L153 125H152ZM167 127H165V125H164V127H163V129L165 130V128L167 129ZM197 127V128H198ZM238 127H242V128H238ZM90 128H93V131H94V129L96 128L97 130L96 131H98L99 133L97 134V132L96 131H94L95 132V134H94V132L92 131L91 132V130L92 129H90ZM136 128V127H135ZM140 128V127H139ZM142 128V127H141ZM140 128V129H141ZM247 128V127H246ZM156 129V128H155ZM169 129H168V131H169ZM208 129V130H209ZM214 129H216V127L215 128H213V130ZM86 130V131H85ZM88 130V131H87ZM125 130V131H124ZM163 130V131H164ZM212 130V129H211ZM210 130V131H211ZM224 130V131H223ZM110 131V132H109ZM122 131V132H121ZM158 131V130H157ZM168 131L165 133V134H163L162 132H160V134H161V136H165L167 133H168ZM220 131V132H221ZM234 131V130H233ZM232 131V132H233ZM244 131V130H243ZM242 131V132H243ZM252 131V130H251ZM250 131V132H251ZM87 132L89 133H93V134H87ZM108 132V133H107ZM119 132V133H118ZM125 132V133H124ZM209 132V131H208ZM207 132V133H208ZM212 132V131H211ZM210 132V133H211ZM245 132V131H244ZM253 132V131H252ZM251 132V133H252ZM123 133V134H122ZM130 133H132V134H135L136 136H137V138L138 139H131L130 138V140H128V135L129 136H131L130 135ZM206 133V134H207ZM217 133V132H216ZM219 133V132H218ZM239 133V132H238ZM241 133V132H240ZM239 133V134H240ZM109 134H111L112 135V137L114 136H116L114 139V141L113 140H111V135L109 136ZM169 134V133H168ZM221 134H216L217 136H218V138L220 137V139L222 138V135ZM239 134H236V135H239ZM254 134H255V132H254ZM158 135V136H157ZM208 135V134H207ZM212 135H214V134H212ZM234 135H235V133H234ZM240 135H243V134H240ZM256 135V134H255ZM85 136H84V138H85ZM109 136V137H108ZM195 136V137H194ZM196 136H197V139H196ZM205 136V135H204ZM211 136V135H210ZM107 138V140L105 139L104 140V138ZM121 137H123V138H121ZM202 137V138H201ZM92 138H91V140H92ZM101 138H103V141H101L102 139ZM163 138V137H162ZM204 138V139H203ZM224 138H226V137H224ZM29 144H32V143H34V145L32 144L31 146H34L35 148H38V149H43L44 150V154H46V156H45V158H47V156H48V154H49V150H45L44 149V142H42V140H40V139H38V138H36V137H34L33 135L32 136H29ZM101 139V140H100ZM147 139V140H146ZM155 139H156V141H155ZM158 139V140H157ZM163 140L162 142L160 141V140ZM208 139H214V137L212 136V137H209ZM219 139V140H220ZM240 139H243L244 140V142H245V140L246 139H244V138H240ZM91 140H89V141H87V142H89V143H91L92 144V142L93 141H91ZM145 140H146V142H148L147 144L149 145V144H151L150 145V147L147 145H145L146 146V148L148 149V148H150V150L152 151H150V153H149V151H147V149H145L146 151H147V153L148 154H154L153 153V151L154 150H156V152H157V154H158V151L159 152H161L160 151V147H163V148H161V149H163L164 151L162 152V154L161 153H159V155H162V156H159V157H156V154H154L155 156H154V158L150 155H148L147 153H145L144 151L145 150H143V147H145L144 146V142H145ZM150 140H154L153 141V143L154 142H156L155 144H157V145H155V144H153V146H152V141H150ZM196 140V141H195ZM226 140V139H225ZM108 141V142H107ZM110 141V142H109ZM172 141H176V140H172ZM207 141V142H206ZM214 141H215V139H214ZM230 141H231V139H230ZM248 141V140H247ZM250 142H251V140H249ZM32 142V143H31ZM145 142V143H146ZM149 142H151V143H149ZM158 142V143H157ZM163 142H170V143H168V145H166V144H164ZM195 142H197V143H195ZM216 142V141H215ZM222 141H220V142H218L217 144H216V146H214V147H217V145H219L220 144V146L222 145V143H221ZM224 142V141H223ZM236 142H237V140H236ZM241 142H242V140H241ZM244 142H242L243 144H246V143H244ZM250 142H247V144L246 145H248V144H250V146H251V143ZM253 143L254 142H256L257 143V141H252ZM94 143H96V142H94ZM93 143V144H94ZM98 143V142H97ZM138 143V144H137ZM174 143V144H173ZM214 143V142H213ZM227 143L228 144H231V142H229L228 140H227ZM99 145H100V143H98ZM104 145H105V143H103ZM140 144V145H139ZM161 144V146H158V145H160ZM212 144V142L210 143V145ZM228 144H226L227 146H228ZM233 144H235V141H233ZM239 144H240V141H239ZM103 145V146H104ZM107 145V144H106ZM166 145V146H165ZM241 145L242 144H240V148H238L239 146H234V151L233 150H231V151H233L234 153H231V152H227V153H224V149L222 148V146H221V148H219V151H220V153L223 155V157L227 160L229 157L233 160L234 159V161H235V163H237L236 162V160L237 159H235V158H237L238 157V159H239V157H240V159H241V157H243L242 155H244L245 154V156H246V158L244 159V157L242 158L243 160H248V159H251L252 160V157H249V156H251V155H249V153L251 152V153H253L254 152V150H255V148L253 149V148H251V147H249V145H248V147H249V149L251 148V151L248 149V148H246V147H244V149H243V146L241 147ZM37 146V147H36ZM152 146V147H151ZM157 147V149H156V147ZM169 148H168V147ZM191 146V147H192ZM225 146V145H224ZM233 146V145H232ZM232 146H230V148L232 147ZM245 146V145H244ZM254 146V145H253ZM102 147V145L100 146V148ZM127 147V148H126ZM181 147V146H180ZM179 147V148H180ZM235 147L236 148H238V149H235ZM255 147V146H254ZM106 148V147H105ZM178 148V147H177ZM178 148V149H179ZM196 148H194V149H196ZM212 148H213V146H212ZM224 148H226V146L224 147ZM229 148V147H228ZM243 149V150H240V149ZM37 149V150H38ZM99 149V148H98ZM128 149V150H127ZM177 149V150H178ZM215 149V148H214ZM232 149V148H231ZM248 149V150H247ZM101 150V149H100ZM158 150V151H157ZM191 150H193L192 148H191ZM226 150V149H225ZM237 150V151H236ZM195 150H193V151H191V152H194ZM218 151V152H219ZM227 151V150H226ZM240 151V152H239ZM241 151H244L243 152V154L241 153ZM245 151H247V152H245ZM258 151V150H257ZM95 152V151H94ZM97 152V151H96ZM95 152V153H96ZM155 152V153H156ZM198 152H199V156H198ZM208 152V153H207ZM215 152H217V151H215ZM237 152H239L240 154H238ZM201 153H203L202 155H201ZM205 153H206V155H205ZM209 153H212V154H210V155H213L214 154V156H216L217 158H219V159H217V158H215L214 159V157L211 159V157H210V155H209V159H211L212 161V163L210 162V160H208V157H206ZM236 153H237V156H236ZM250 153V154H251ZM234 154H235V156H234ZM138 155V156H137ZM174 155H176V156H174ZM239 155V156H238ZM248 155V156H247ZM196 156H198V157H196ZM201 156H204V158L203 157H201ZM259 156V155H258ZM235 157V158H234ZM249 157V158H248ZM257 157V156H256ZM171 158V159H170ZM194 158H196V160L194 159ZM197 158H199L198 160H197ZM202 158H203V160H204V163H203V166H202V162H203V160H202ZM248 158V159H247ZM259 158V157H258ZM49 159V158H48ZM173 159H177V160H174L175 161V163H173ZM230 159V160H231ZM260 159V158H259ZM258 159V160H259ZM170 163V165H169V163L167 162V161ZM178 160H179V163L177 164V166H175L176 165V161L178 162ZM187 160V161H188ZM201 160H202V162H201ZM207 160V161H206ZM8 160H7V158L6 159H4V161H3V159H0V163H1V168H2V166L4 165V163H6ZM183 162V165L180 163V162ZM206 161V162H205ZM220 162V165H222L221 164V162L223 161V158H222V160H219ZM233 161V162H234ZM225 162V161H224ZM228 161H226V164H228L227 163ZM232 162V161H231ZM230 162V163H231ZM233 162L231 163V164H233ZM249 162H251L250 160L248 161V164H249ZM189 163L190 164H192V166H194L195 167V171H193V169H192V167H191V165L190 166H188L189 165ZM229 163V164H230ZM253 163H257V162H253ZM172 164H174L173 166H174V171H173V167H172ZM179 164H181V165H179ZM214 164H215V162H214ZM225 163L223 164V168H222V171L220 170L219 172H221L222 174H223V176L225 175V171L224 170H226V172L227 171H229V169H226V167L225 166H227ZM258 164V163H257ZM256 164V165H257ZM55 167H57V168H59V165H58V163L56 162L55 164ZM158 165H160V166H165L163 169H160V167L158 166ZM167 165H169V167H167ZM185 165V167H188V169L187 168H182V166H184ZM241 165V164H240ZM158 166V167H157ZM182 168V169H180V167ZM217 166V165H216ZM215 166V167H216ZM236 166H238V164L236 165ZM242 166V165H241ZM253 166H255V165H253ZM252 166V164H251V168L253 167ZM156 167V168H155ZM171 167V170H170V172L172 171V172H174L173 174H171L172 176H170L168 173H165V170H166V172H168V170H167V168L169 169ZM189 167H190V169H189ZM207 167V166H206ZM222 167V166H221ZM240 167V166H239ZM154 168H155V170H156V174L155 173H152L151 171L152 170H154ZM166 168V169H165ZM217 168V167H216ZM231 168V167H230ZM238 168V167H237ZM241 168V167H240ZM244 168V167H243ZM247 168H250V167H248V165H247ZM257 168H258V166H257ZM152 169V170H151ZM165 169V170H164ZM186 169V171L189 173V172H192V173H194L193 175H192V173H190V174H188V173H186V174H184L185 172L183 171V170H185ZM191 169H192V171H191ZM211 169V171H212V169L213 168H210ZM210 169H208V170H210ZM215 169V168H214ZM213 169V170H214ZM219 168H217V169H215L216 171L218 170ZM232 169V168H231ZM230 169V170H231ZM235 168L233 167V170H234ZM246 168H244V170H245ZM62 170V169H61ZM154 170V171H155ZM190 170V171H189ZM199 170V171H198ZM238 170H241V173L240 174H242V172H243V170L242 169H239L238 168ZM257 170H259V169H257ZM162 171H164V173L165 174H168V176H167V181H169L168 180V178L169 177H171V178H169L171 181H170V183L169 182H167L166 181V179H164V177H161L160 175L163 173ZM207 171V170H206ZM224 171V172H223ZM237 171V170H236ZM64 172V174H65V176L67 177H69V180H70V182H71V184L74 186L75 185V183H77L76 182V180H75V178L74 177H72L66 170L65 171H63ZM162 172V173H161ZM208 172V171H207ZM230 172L231 171H229L228 173H229V175H231L230 174ZM233 172V171H232ZM239 172V171H238ZM237 172V174H239ZM244 172H247V171H244ZM243 172V173H244ZM255 172H257L256 170H255ZM260 172V171H259ZM163 173V174H164ZM209 173V172H208ZM214 173H216V172H214ZM213 173V174H214ZM220 173V174H221ZM228 173H227V175H226V177H228V179H229V177H231V176H229L228 175ZM234 173H235V170H234ZM233 173V177H234V174ZM249 173H252L251 172V170L249 171ZM248 172L247 173H245L246 175L248 174V175H250ZM153 176H152V175ZM177 174L179 175V174H182L183 176V178H181V175H179V177H180V179L177 177ZM188 174V175H187ZM211 174H212V172H211ZM219 174V175H220ZM222 174H221V177H222ZM236 174V175H237ZM244 174V175H245ZM252 174H254V173H252ZM251 174V175H252ZM257 174H259V173H257ZM257 174H255V175H257ZM261 174V173H260ZM260 174H259V176H260ZM203 175H206V178H205V182H206V184L204 185V180H202V179H204V177L205 176H203ZM217 175H218V171H217ZM243 175V174H242ZM250 175V176H251ZM162 176H165L166 177V175H162ZM190 176V177H189ZM193 176V177H192ZM215 176H216V174H215ZM215 176H213L214 178H215ZM247 177V176H244V178L245 179H247L246 181H251V180H248L249 178H252V177ZM254 176V175H253ZM258 176V175H257ZM256 176V177H257ZM152 177H153V179H154V183H152V181H153V179H152ZM160 177V179H158ZM176 177H177V179H179L180 181H182V179H184V184L182 183V182H180V181H178L177 180V182L179 183L180 182V184L182 185V186H179V189H178V184H176L175 183V181H176ZM187 177V180L185 179ZM189 177V178H188ZM193 179H195V180H192V178ZM199 177H202V179L201 178H199ZM208 177V178H207ZM226 177H223V179L225 180V178ZM233 177H231V179L233 178ZM238 178L239 177H242V180H244L243 179V176H240V175H238L237 176ZM237 177L236 178H233L232 180H235V179H237ZM190 178H191V180H190ZM217 178V177H216ZM261 177H257V179H260ZM163 179L165 180V181H163ZM197 179H199V180H197ZM218 179H220L219 177H218ZM217 179V180H218ZM227 178H226V180L227 181H229L228 183H230L231 181V179L230 180H228ZM240 179V178H239ZM254 179L256 180V178L254 177ZM261 179H263V178H261ZM260 179V180H261ZM190 180V181H189ZM202 181L203 183H201V184H192V182L194 183V181H196V182H198V181ZM213 180V179H212ZM241 180V179H240ZM163 181V182H162ZM219 181V180H218ZM226 181V182H227ZM236 181V180H235ZM237 181H238V179H237ZM236 181V182H237ZM246 181L244 182V183H242L243 185L246 183ZM254 181V180H253ZM258 181V180H257ZM165 182H166V185H165ZM217 182V181H216ZM222 182V181H221ZM223 182H225V181H223ZM225 182V183H226ZM236 182H234L235 183V186L234 185H231L232 187L234 186V188H236L235 189V191L237 190V189H240V187L239 186H241V184H238V188H237V185H236ZM240 182H242V181H240ZM239 182V183H240ZM256 182V181H255ZM259 182V181H258ZM263 182V181H262ZM262 182L260 183V184H262ZM171 183H172V185H171ZM209 183V185H207ZM225 183H223V185L221 186V187H223L224 186V184ZM257 183V182H256ZM173 184H175V185H177V186H175V185H173ZM230 184H232V182L230 183ZM247 184V189L249 188V186H250V183L249 182H247L246 183ZM259 184V183H258ZM153 185V186H152ZM189 185V186H188ZM207 185V186H206ZM221 185V184H220ZM220 185H219V187H220ZM225 185H227V184H225ZM229 185V184H228ZM242 185V186H243ZM254 185H255V183H254ZM170 188H168V187ZM175 186V187H174ZM196 186H197V188H196ZM217 186H218V182H217ZM230 186V185H229ZM230 186V187H231ZM241 186V187H242ZM251 186H253V185H251ZM255 186H257V185H255ZM76 186H74V188H75ZM214 187V186H213ZM228 187V186H227ZM227 187L225 188V189H227ZM228 188L227 190H228V192L230 191V193L233 191V189L234 188ZM194 188H196L195 190L197 191H193L192 189H194ZM209 188H211V189H209ZM216 188V187H215ZM253 188V187H252ZM222 189V188H221ZM224 189V188H223ZM225 189H224V191H225ZM229 189H232V190H229ZM226 190V191H227ZM177 191H175L176 193H177ZM193 191V192H192ZM223 191V192H224ZM225 191V192H226ZM240 191L238 192L239 194H240ZM247 191H249V190H247ZM247 191H245V193L247 192ZM190 192V193H189ZM196 192V193H195ZM217 192V191H216ZM219 192V191H218ZM217 192V193H218ZM224 192V194H226L227 195V193H225ZM234 192V191H233ZM232 192V193H233ZM258 192V193H257ZM161 193V192H160ZM183 193L185 194V195H183ZM195 193V194H194ZM221 193V192H220ZM218 193L219 195H222L223 193ZM229 193V194H230ZM236 193H237V191H236ZM238 193H237V198L239 199V195H238ZM180 194H182V196H180ZM196 194H198V195H196ZM263 194V195H262ZM80 195H81V199L83 200V206H84V209H86L87 211H89L90 213H91V215L94 217V219L96 220V222L98 223L97 224V226H96V231H98V232H100V233H102L105 237L107 236H110L111 237V239H113V243L114 244H116L118 247H119V249H120V251L123 253V255L127 258V256H126V253H128L127 255H129V252H127L129 249H130V251H132V252H134V253H137L136 255L134 254L133 255V253L132 252H130V253H132V255H133V257H132V255L130 254L129 255V259H128V261L130 260L131 262H133L134 264H143V262H144V264H146L145 262V260H143V259H146V257H147V263H149V262H151L152 261V259H151V257H149L147 254H146V252H145V248L141 245V243L140 242H138L132 235H130V234H128L122 227H120L118 224H116V222L113 220V215H114V209L113 208H111L108 204H106V202H105V199H103L102 197H101V195H100V192H98V191H95V190H90V189H87V188H81L80 189ZM178 195H176L175 197H177V199H178ZM259 195V196H258ZM229 196V195H228ZM230 196H233V197H236V195L234 196V193L232 194V195H230ZM229 196V197H230ZM239 196V197H238ZM183 197V198H182ZM219 197H220V199H219ZM233 197H230L229 199H231V201H232V198ZM258 197H260L259 199H258ZM228 198V197H227ZM226 198V199H227ZM237 199V200H238ZM164 200V201H163ZM234 200V199H233ZM235 200H236V198H235ZM236 200V201H237ZM251 201V200H250ZM249 201V202H250ZM260 201V202H259ZM264 201V200H263ZM206 202H208V204L206 203ZM234 202V201H233ZM232 202V203H233ZM238 202H237V204H238ZM226 203V202H225ZM231 203V204H232ZM236 203V202H235ZM208 205V206H207ZM226 205V206H225ZM227 205H229V206H227ZM262 206V207H256V206ZM233 207V208H231V207ZM246 206H249L248 208H250V210L249 209H246ZM228 207L231 209V212L233 213V215H234V213H236V215H237V213H239L240 212V210H241V212L243 213H241L242 214V216H241V214H240V216H236V217H233L231 214L232 213H230V211H229V209H228ZM260 208L261 209V213H260V209H259V214L260 215H262L261 216V218H256L257 216H260V215H258L257 213H258V211L257 212H254V211H256L257 209L256 208ZM251 208H252V210H251ZM254 208H255V210H254ZM213 209V210H212ZM247 211H249V212H251V211H253L254 212V214H257V216L256 215H254V218L256 219V221H255V219L254 220H252L253 219V217H249L250 215H251V213L249 214V213H247ZM245 212L247 213L246 215H245ZM263 212H264V210H263ZM229 214L231 215V217H230V219H232V218H235V219H237L236 220V222L234 223H231V221H234V220H227V221H225L224 222V220H226L227 218L229 219ZM249 214V215H248ZM245 215V216H244ZM248 215V219L247 218H245L246 216ZM253 215V214H252ZM226 218V219H225ZM240 218V219H239ZM249 218H252V219H249ZM239 219V220H238ZM244 219V220H243ZM248 221H250L252 224H248L247 223V225H252L251 227H252V229L253 228H256V227H258L259 226V224H260V226H262V227H260V228H263L262 230H261V232L259 231V228L257 229L258 231H259V234H257V235H255V232L256 233H258V231H256V229H251V227L249 228V226H245L244 225V222H248ZM244 221L243 223H242V221ZM252 220V221H251ZM224 222V225L222 224ZM254 222H260L259 224L258 223H254ZM264 222V221H263ZM228 225H227V224ZM230 223V224H229ZM263 225H262V224ZM246 224V223H245ZM256 225V227H254ZM243 226H245V228H246V230H244L245 228L243 227ZM221 227V228H220ZM247 227L250 229L249 231H247L248 229H247ZM237 231V232H236ZM254 231V232H253ZM248 232V233H247ZM232 233H234V235L231 237V234ZM252 233V234H251ZM238 234V235H237ZM248 234H251L250 236L248 235ZM127 235H128V237H127ZM248 235V236H247ZM254 236V237H253ZM0 237L1 238H3V240H7V239H10V237L8 236V234L7 233H5V232H2V233H0ZM193 236H190L189 238H188V240H190V241H192V242H194V240H192L193 238H194ZM252 237V238H251ZM257 237V238H256ZM125 238H127V240L126 241H124L125 240ZM129 238V239H128ZM264 238V237H263ZM37 239V240H36ZM227 239V240H226ZM241 239V240H240ZM246 239H247V241H246ZM252 239V240H251ZM256 239V240H255ZM262 239V240H261ZM107 240H110L109 238L107 239ZM187 240V241H188ZM225 240H226V242H225ZM124 241V242H123ZM127 241H129V242H127ZM242 241V242H241ZM246 241V242H245ZM7 241H5V243H6ZM245 242V244L244 245H246V247H244L243 246V243ZM253 242V243H252ZM212 243V244H211ZM251 243V244H250ZM218 244V245H217ZM249 244V245H248ZM34 245V246H33ZM43 245V243L41 242V238H37V237H35L34 239H33V241L31 242V244L28 246V247H31V249H32V251H33V253L34 254H39V255H43V252H40V250H39V248L38 247H41ZM203 245V246H202ZM207 247V249H206V247ZM211 246V247H210ZM134 247H135V249L137 250V252L136 251H134L135 249H134ZM210 247V248H209ZM221 247V248H220ZM237 247L239 248L240 247V249H237ZM244 247V248H243ZM262 247H263V249H262ZM124 248H126V249H124ZM217 248H216V250H217ZM241 248H242V250H244V251H241ZM128 249V250H127ZM133 249V250H132ZM221 251V252H220ZM216 252H217V255H216ZM226 252V253H225ZM230 252H232V254L230 253ZM238 252V253H237ZM241 252V253H240ZM246 252V253H245ZM49 253V252H48ZM220 253H224V255L222 254H220ZM244 253V254H243ZM22 254V253H21ZM238 254V255H237ZM246 254H253V256L251 255H246ZM146 257H145V256ZM234 255H236V256H234ZM261 255V256H260ZM137 256V257H136ZM143 256V257H142ZM235 258H233V257ZM243 256V257H242ZM245 256H248V258H249V256L250 257H253V259H248V258H246L245 259ZM228 257V258H227ZM231 259H230V258ZM221 258V259H220ZM139 259V260H138ZM249 260V261H248ZM129 261V262H130ZM142 261V262H141ZM243 262V263H242Z\"/></svg>",
  "mask_w": 264,
  "mask_h": 264
}]
</instances>
